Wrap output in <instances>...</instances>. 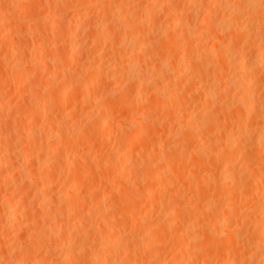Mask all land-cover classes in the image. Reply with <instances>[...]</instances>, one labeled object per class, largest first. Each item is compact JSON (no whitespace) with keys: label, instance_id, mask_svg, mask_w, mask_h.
I'll return each mask as SVG.
<instances>
[{"label":"rangeland","instance_id":"obj_1","mask_svg":"<svg viewBox=\"0 0 264 264\" xmlns=\"http://www.w3.org/2000/svg\"><path fill=\"white\" fill-rule=\"evenodd\" d=\"M54 1H55V3H51ZM153 1H156V2L158 1L157 5L155 7V11H156L155 13L156 14L151 13V9L145 8V7H147V5L150 2H152V0H150V1L149 0H44V2H43V0H0V18H2V19H0V22H1L0 23V74H1L0 75V77H1L0 78V110H1L0 111V131L1 132L0 133L3 134L2 136L0 134V141L3 142V143H0V146H2L5 142L7 147L9 145H11L12 148L14 147L13 149L10 150L11 154H9V157L7 156L8 159L6 158V160H4L5 162L3 161L2 163H0V165H1L0 166V179H2V180H0V239L4 235V237L0 240V245H1L0 246V264H102V263H104V264H107V263L108 264H117V263L118 264H137V263L138 264H159V263L166 264V263H168L169 264V261H171L170 264H175V262L176 261L178 262V260H180L182 257L184 259L180 260L178 262L179 264H180V262H181V264H244V263L255 264L256 262H257L256 264H258V262L260 264L261 253H262L261 248L262 247H259L260 249L257 248V250L255 249L257 252L258 251L260 252V255H259V253L257 254V252L254 254L255 250L253 248L248 249L247 250L248 253L245 254L244 251H246V250L243 248L244 246H242V245L249 244L251 242H256V241H258V238H259V240H263L261 242H264V238H263L264 235H262V234H264V232H263V230H261L262 226H264L263 225L264 214L262 215L263 218L261 217V214L264 211V160H263L264 159V156H263L264 153H262V151L264 149H261L262 151L260 150L262 155H259L258 158L256 155H254L255 158H254V156H251V158L253 157L255 160L254 159H248V158H250V156H248L249 152L247 153V151H251V150H249V147L253 143L256 144V142L251 143V141L249 139H251V138L257 139V135L259 137L264 136L263 135L264 125L262 126V123H264L263 122L264 117L263 118L260 117V119L262 121V122L261 121L259 122L260 124L258 123L259 120L257 119V118H259L260 113H261V115L264 114V109H262V108H264V101H263V97H264L263 81H264V79L262 80V78H264L263 77L264 72H262L264 70V66H260L258 68H257V66H255L254 68H253V66H251L252 67V68H250L252 70L250 72L251 74H248L246 77L245 73H243V74L241 73L242 70H240V71L237 70L238 69L237 64H238V62L240 63L242 61V58H244L243 60L245 62L248 61L247 63H249L250 61H251L250 63H252L253 60H251V59H254L257 61L261 58H262L261 60L264 62V59H263V57H264V53H263L264 43H263V45L261 44V46H259L260 41L258 39H256L254 36L255 35L254 30L257 29L259 23H262L260 20H263V18H264V15L262 13L263 11L260 13H255V14L253 12H251L252 14H254L255 17H257L256 14H258L257 18H254V16L250 13V11H246V13H245V10H247V6L245 5V3L247 1L249 2V0H246V2L244 0H232L233 2L229 0V2H227L228 4L230 2H232L233 5L239 3L240 7L245 6L244 7L245 9L243 8L244 9L243 11H242V8L240 9V7H238L236 5H235V7H238V10L235 9V7L232 6V3H230L231 5L230 4L228 5L226 3V1H228V0H223V2H219V0L217 2L216 0H214V1H216V2H214L216 5L213 3V0H210L211 3H213V4L210 3V5H209L206 3L208 5V7H207V5H205V6L202 5L203 2L201 4L200 1H202V0H200V1L199 0H190V1L188 0V1H186V3L183 0H181V3H180V0H177V1H174V0H172V1L171 0H169V1H167V0H163V1L162 0H153ZM191 1L192 2L194 1L193 2L194 4ZM159 2H161V4ZM263 2H264V0H263ZM187 3H189L190 6L185 5ZM225 3L227 5H225ZM241 3L244 5H242ZM47 4H49V5H47ZM62 4H64V5H62ZM181 4L184 6V8L182 7ZM199 4H201V5H199ZM219 4L221 6H219ZM222 4H224V6ZM172 5H173V7H172ZM212 5H215V6L213 7ZM54 6H56V7H54ZM62 6H66V10H63L65 7L61 9ZM75 6H78L79 8L78 7L75 8ZM198 6H200V7H198ZM209 6L212 8H210ZM228 6H230V7H228ZM133 7H137L138 9L133 8ZM190 7H192V8L189 9ZM143 8H145V9H143ZM180 8L182 9V11H180ZM207 8L209 10H207ZM230 8L233 10H231ZM211 9H212V11H211ZM234 9H235V11L237 10L238 12L234 13ZM239 9H240V11H242L241 15L239 14L240 13ZM61 10L66 15L67 19L68 18L72 19L73 24H71L72 22L69 23L68 21L66 22L64 20L60 21V18H61L60 12H62ZM145 10L146 11L149 10L150 13L145 12ZM209 11H210V14L213 15V19L216 18V20L213 21L212 16L210 15V17L213 21V22H209L210 23L209 29L210 28L213 29V32L211 29L210 33L215 35L214 31L216 30L215 32H218V34H219L221 31L218 27H220L221 24L223 25V21H224L225 27L224 26L223 27H224V31H225L224 33H226V34H224L222 32L223 34H221V36H220L216 33L217 35H215V38H211V37L208 38L210 35L208 37H205L206 35L203 37L199 35L200 34L199 32H201L202 29L205 28L203 20L206 21L207 18L204 15L208 16ZM124 12H129L131 14L130 17L132 19L131 18L127 19V20H130L129 22L127 20H124V21L131 23L132 26H130V24H127L129 27L126 25L122 26V24H124V23H122L123 20L121 19V15H123ZM153 12H154V10H153ZM171 12H173V13H171ZM181 12H182V15L184 14V16H181L180 17L181 20H179L180 19L179 16H180ZM89 13H91V15ZM203 13H205V14H203ZM243 13H245V14H243ZM111 14L116 18H114ZM229 14H230V16H229ZM232 15L233 16L235 15L236 17L235 16L232 17ZM182 17H184V18H182ZM203 17H205L206 19H204ZM238 17L240 20H238ZM253 18H254V22H255V20L258 21L257 23L255 22L257 25H254L255 23H251V22L248 23L249 21H252ZM258 18H260V20H258ZM118 19H120V20H118ZM241 19H242V23L240 24ZM115 20H116V22H115ZM121 20H122V22H120ZM225 20L227 23H225ZM93 21H95V22H93ZM200 21H202V22L200 23ZM45 22L47 23V25L45 24L44 29H43L42 23L44 24ZM119 22L121 23V29L119 28V26H120ZM141 22H142V24H141ZM233 22H235V23H233ZM5 23H7V24L5 25ZM177 23L181 24V26H180L181 28L175 27V25ZM205 23L207 24L208 22H205ZM213 23L215 24L216 27L219 24L217 28L214 26L216 29L213 28V25H214ZM230 23L232 24L231 26L233 28L235 25H237L236 23H238L239 27L241 25V27L244 28L243 30L246 29L247 31L246 30L242 31V32H244V34L243 35L239 34L240 37L241 36L243 37L245 34L248 37L245 36L246 38L245 37L240 38L239 35H236V34L231 35L232 32L227 31L228 28L230 30V27H231ZM143 24H144V26H143ZM158 24H159V26H158ZM242 24H244L246 27ZM250 24L252 25V29H251ZM70 25H72V26H70ZM92 25H94V26H92ZM96 25H97L98 30L95 29ZM105 25L108 28H106ZM67 26H69V27H67ZM253 26L256 28H253ZM182 27H183V29L188 28L189 30H195L198 34L196 37L199 38V36H200L201 38H199V39L196 38L194 40L192 38V37H194V35L192 37H189L191 35L187 34L190 41L189 42L180 41L181 39L185 40L187 38V36H185L186 34L181 35ZM241 27H240V30H241ZM58 28L61 30V32L64 33V34L62 33L63 35H61V32H57V31H59ZM67 28L69 30H67ZM115 28L118 30H116ZM170 28H172L171 31L169 30ZM101 29H103V32H104V30H106L108 32H104L105 35H103L104 33L102 32ZM176 29H177V32H175ZM217 29H218V31H217ZM225 29H227V30H225ZM10 30H11V33H10ZM99 30H101V32H102L101 37H103V36L104 37L101 38V40L100 39L96 40L97 39L96 36L98 34L101 35V33H97V32H99ZM119 30H120V32H123L125 35H122V33H120ZM121 30H124V31H121ZM252 30H253V33L251 36V34H249V33H251ZM55 31H56V34H55ZM173 31L175 33H178V36H176L173 33ZM144 32H145V34H144ZM8 33H10V35H12V37ZM16 33H17V35H16ZM96 33H97V35H96ZM107 33H108L109 37L107 36ZM228 33H230V36L228 35ZM53 34H54V36L52 37L51 35H53ZM140 34L142 35L143 38L141 37ZM182 34H184V33H182ZM44 35H45V37H44ZM46 35H47V37H46ZM58 35H60V36H58ZM64 35H65V38L63 37ZM145 35H146V37H145ZM213 35H211V36H213ZM179 36L180 37L184 36L186 38H184V37L180 38ZM233 36L234 37L236 36L235 39ZM1 37H2V39H1ZM59 37L60 38L63 37L65 41L63 39L60 40ZM94 37L96 38L95 39L96 41L95 40L93 41ZM173 37L174 38L178 37L179 39L174 40ZM7 38H9V39L11 38L12 40H9ZM40 38L42 39L41 41H40ZM74 38H75V40H74ZM113 38H115V39L118 38V39H117V41L116 40L114 41ZM133 38H135L136 41H134ZM190 38H192L193 40H191ZM102 39H104V41ZM218 39H220V40H218ZM244 39L247 41H245L243 44ZM251 39H254V40L252 41ZM161 40L162 41L164 40V41L162 42ZM177 40L179 41L178 42L179 44H177V43L174 44V42L175 41L177 42ZM204 40H205V42H204ZM235 40L237 41V43L235 42ZM55 41L56 42L58 41V42L56 43ZM72 41H74V42H72ZM170 41L173 43V45H171ZM258 41H259V44L257 43ZM43 42L47 43V45L43 46ZM151 42L153 43L155 48L153 47L152 50L149 49L150 51H147L148 54L147 53L143 54V55L141 54L142 55V57H141V55H139L140 52L137 53L136 51H138V49L144 48V47H142V45L145 46ZM217 42H219V43H217ZM239 42H240V45L242 43V45L244 47L241 45L242 48H240V46H238ZM246 42L249 45H247ZM251 42L258 44V47H257V45H254L257 47L254 49L253 43H251ZM40 43L43 46V48L40 46L42 49L37 48L35 45V44L38 45ZM78 43H79V45H78ZM137 43L140 45H138ZM180 43H181V45H180ZM188 43L190 44V46ZM214 43L218 44V45L220 44V45L219 46L214 45ZM229 43H230V45H229ZM250 43H251V45H250ZM56 44H58V45H56ZM64 44H66L68 46H66ZM164 44L169 45L171 47V49L174 48V50L173 49L171 50L170 47H167ZM235 44L238 47H235ZM118 45L120 46V48L118 47ZM158 45H160V46L158 47ZM184 45L187 48H185ZM191 45H192V47H191ZM213 45L215 46V50L217 48L216 51H218V47H220L219 49H221V48L224 49V50H221L218 52H220L219 54L222 53L221 54L223 57L222 60L224 61L223 63L225 64L224 66L226 68H224V66L222 65L223 64L222 61H220V63H222V64L217 63L220 60V57L214 56V57L210 58L209 55H211V53L214 51ZM12 46H13V49H12ZM121 46H122V49H121ZM176 46H178L177 47L178 50H177ZM199 46H201V47H199ZM249 46H251V48ZM25 47H27V48L23 49ZM114 47H116V48H114ZM211 47H213V48H211ZM64 48H66V49H64ZM80 48H82V50ZM135 48H136V51L134 50ZM229 48H231V49H229ZM238 48H240V49H238ZM258 48H260V50H258L259 54H257ZM156 49H158V51ZM242 49H245V50H242ZM169 50H171L172 52H170ZM204 50H206V51H204ZM235 50H237L238 52L237 53L234 52ZM254 50H256V51H254ZM144 51H146V50H144ZM177 51H180V52L177 53ZM216 51H214L213 53H216ZM226 51H228V53ZM62 52H63V54L61 56ZM134 52H135V54H134ZM157 52H161V53H157ZM168 52L170 55L167 54ZM202 52L204 55H201ZM218 52L216 54L212 53L211 56L218 55ZM231 52H234V53H231ZM20 53L23 55H21ZM223 53H224V56H223ZM68 54L70 57L68 56ZM118 54H120V55H118ZM160 54H162V55H160ZM171 54H172V56H171ZM261 54H263V56ZM150 55H151V57H150ZM155 55H157V56H155ZM193 55H195V57L197 59ZM234 55H236L238 57L234 58ZM241 55H244V56H242V58H241ZM247 55L248 56L250 55V56L248 57ZM96 56H98V57H96ZM159 56H161V57H159ZM206 56H207V58L212 59L211 60L212 62L211 63L209 62L212 66H210V64L208 65L206 63V62L210 61L209 59L206 58ZM225 56H227V57L225 58ZM251 56H253V57H251ZM255 56L258 57L259 59L256 58ZM62 57H64V58H62ZM95 57H96V59H95ZM204 57H205V59H207L206 61L202 60ZM97 58H99V59H97ZM123 58H125V60ZM216 58H218L217 62L215 60ZM156 59H158V60H156ZM95 60H97L96 61L97 63L95 62ZM132 60H135V61H132ZM174 60H176L177 63ZM201 60L207 64V65L205 63L203 64L206 66L205 69H203L204 67H203V65H201L202 62L200 63ZM225 60H226V62H225ZM230 60H231V62H230ZM237 60H238V62H237ZM261 60H259V61H261ZM19 61L20 62L22 61L20 65H25V64H28L27 62H29L28 70H26V71L17 70L15 65H18ZM128 61H129V63H128ZM142 61H144V62H142ZM146 61L148 62V64ZM42 62H44V63H42ZM91 62H93L94 65H92ZM136 62H137V65H136ZM184 62H186V63H184ZM213 62H214V64H213ZM215 62L218 65L217 64L215 65ZM48 63H50V64H48ZM125 63L127 65L131 64L130 65L131 68H129V71H128V67ZM234 63H235V66L233 65ZM36 64H37V66H36ZM39 64H40V66H39ZM124 64L126 65V67ZM85 65H86V67H85ZM140 65H141V69H139ZM213 65H215V66H213ZM219 65H220V67H219ZM92 66H95L96 68L99 67L100 73L98 72V70L96 71V69L92 70L91 69ZM132 66H133V68H132ZM142 66L144 67L145 71L142 70L143 69ZM156 66H157V68H156ZM208 66L211 67V68L209 67V69H210L209 71L207 68ZM216 66H218V67H216ZM42 67H44V69ZM83 67L85 68V71L87 68L90 71L92 70V72H90V71H89L90 73H88V71L85 72ZM195 67H196V69H197V67L200 69V70L197 69V70H199V73H198L199 77L201 76L199 79H196L198 77V75L196 76V73L198 71L195 69ZM37 68H39V69H37ZM116 68H118V69H116ZM125 68H126V70H125ZM134 68L136 69L137 74L141 75V72L144 73L142 75L147 74L145 76L146 80L143 79L144 81H142V79H141L142 82L140 80H137V77H136L137 74L134 73L135 72ZM155 68H156V72L154 71ZM172 68H174L175 70ZM255 68H257L258 70L260 69L259 70V71H261L260 74L263 73L262 75H260L261 78L258 77L259 75H258L257 71L255 70ZM261 68H263V70H261ZM79 69H81V70L79 71ZM137 69H138V71H137ZM103 70H104L103 75L105 77L103 75H100ZM185 70H187V71H185ZM215 70H218V71L220 70V71H219V73L214 72V74H213L212 72ZM221 70H222V72H221ZM42 71H44V72H42ZM203 71L205 74L201 75ZM205 71H207V72H205ZM105 72H106V75H105ZM114 72H118V73H114ZM131 72L133 74H131ZM166 72H167V74H166ZM253 72H255V73H253ZM63 73H65V74L63 75ZM256 73H257V75H256ZM68 74H69V77L72 76L71 77L72 79H70L67 76ZM220 74L222 75V77L221 76L219 77ZM76 75H78V76H76ZM122 75H124V76L126 75V76L124 77ZM127 75H128V77H127ZM148 75H150V76H148ZM153 75H155V76H153ZM160 75H162V76L160 77ZM191 75H193L195 77L196 82L194 81L193 77L191 78ZM238 75H241V76H238ZM251 75L256 76V77H251ZM80 76H81V80L78 81L77 80L78 78H77L76 79L77 81H76L75 78L80 77ZM167 76H168V78H167ZM202 76H204V77H202ZM217 77H219V78H217ZM241 77H243V78H241ZM66 78H68V79H66ZM89 78L91 79V82H90V80H87ZM181 78L182 79L185 78L183 83H182ZM226 78L228 81L231 80V78H233L232 80H234L235 78L236 79L238 78V81L240 80V82L237 83L236 79H235L234 84L233 83L231 84L226 80ZM247 78H251V80H253L252 78H254V79L256 78V80H257V78H259L261 80H258L257 81L258 83H257L256 80L251 81L250 79H247ZM73 79H74V81H73ZM135 79L137 80V82L134 81ZM246 79L250 80L252 82L251 85H249V86H252V87H250L252 92L247 91V90H250L249 86H248L249 89H244V87L242 86L243 85L242 82L247 81ZM132 80L136 83H134ZM187 80H189V82L185 83ZM197 80H198V82H197ZM232 80H231V82H233ZM253 82H254V84L255 83L257 85L259 84V86L261 85L260 83H262V87L261 86L260 87L255 86L256 84L253 85ZM178 83H180L179 85L183 86V87L180 88ZM219 83H221V85ZM235 83L237 85L239 83H241V84H239L237 86ZM192 84H193V86H192ZM225 84H226V86H225ZM228 84H231V86ZM33 85H34V87H33ZM234 85H235V88H234ZM30 86H31V88L33 87V89H31V91H29ZM138 86H140V87H138ZM156 86H158V87H156ZM166 86H167V88H166ZM176 86H178L179 88H177ZM37 87H39V88H37ZM149 87H151V88H149ZM231 87H232L233 92L231 91ZM239 87H241L245 91H242L241 89H239ZM258 87H259V90H257ZM21 88H23V89H21ZM60 88L61 89L63 88V89L61 90ZM195 88L197 90H200V91H197ZM260 88H262V89L260 90ZM26 89L29 91V93H27L28 91ZM74 89H76L77 91ZM127 89L129 92L127 91ZM235 89L237 90L238 93L236 92ZM23 90H25V91H23ZM140 90H141V92H140ZM142 90H143V92H142ZM156 90H157L158 94H160V97L157 96L158 95L157 93H156L157 95L154 94L156 92ZM168 90H170V91H168ZM178 90H181V91H178ZM55 91H57V92H55ZM150 91H152V92H150ZM227 91L228 92L230 91V93H228ZM75 92H77V93L75 94ZM220 92H222L223 94L222 93L220 94ZM246 92H250L251 94L255 93L254 97H257V100H255L253 102L254 104L250 101L249 105H251V103H252L253 106H255V108H256L258 106V102H259V109L258 110H260V108H261L260 113H258V112H257V114L252 113L253 116L255 117V119L251 116V113L247 114V115H249L248 118H246L247 115H245V114L239 115V113L241 112V111L239 112L240 108H238V106H236L234 104L232 106L229 105L230 102L232 104V102H234V101H236L235 103H238V101H239V103H241L242 102V101H240V99L242 98L241 96L245 95ZM256 92H257L258 96H257ZM33 93H34V95H33ZM51 93H52V96H54V97L51 96ZM56 93H58L61 97L59 96L60 97L59 98L58 95H56ZM62 94H64V95H62ZM72 94H75V95H72ZM226 94H228V95L226 96ZM236 94H238V95H236ZM215 95H217V96H215ZM25 96H27L28 98ZM164 96H166V97H164ZM209 96H215L216 98H219V100L218 99L215 100V97H209ZM234 96L239 98V99H236ZM231 97H232V99H230ZM19 98L20 99L22 98L21 99L22 101ZM48 98L52 99V101L54 102L53 103L54 105H52V102H51V106H54V108H52L50 106V104L48 105L50 107V110L52 109L51 112H48L49 107L46 108L47 106L44 107V105H43L44 109L42 108V106L40 107V105L43 104L42 100L44 101V99H45L47 101ZM107 98H109V99H107ZM165 98H167V100H165ZM227 98H229V100ZM59 99L61 100L60 102L59 101H57L58 103L55 102V100H59ZM176 99H178V100H176ZM26 100H27V102L24 103L23 101H26ZM105 100H106V102H105ZM121 100L123 101V103ZM191 100H192V102H191ZM206 100H208V101L206 102ZM89 101L91 104L89 103ZM94 101H95V103H94ZM114 101H115V103H114ZM124 101H127V102H124ZM172 101H173V103H172ZM178 101H180V104ZM211 101H213L214 103ZM217 101L219 102L218 103L219 105L217 104ZM130 102H131L132 106H130ZM215 102H216V104H215ZM223 102H225V103H223ZM73 103H74V105H73ZM38 104H39V106H38ZM211 104H214L215 106L216 105L220 106L222 104L220 107H224L225 105H229L230 107L225 106V109H221V112H220V110H219L220 108H218L216 106L218 108V110H217V108L214 105L212 106ZM255 104H257V105H255ZM95 105L97 107H95ZM149 105H150V107H149ZM58 106H60V107H58ZM210 106H212L213 108H211ZM155 107H158V109H156V111H155ZM226 107H228V108H226ZM37 108L40 110H38ZM58 108H60V109L58 110ZM72 108L74 109V111ZM150 108L153 109V112H152V110H150ZM210 108L212 111L210 110ZM3 109H4V111H2ZM34 109L36 110L35 111L36 113L38 111L37 115L33 111ZM187 109H188V111H187ZM214 109L217 110L216 113L218 112L219 114L218 113L213 114V111L215 112ZM208 110H209V112H208ZM232 111H233V113H234V111H236L238 114H236V112H235V114H233ZM200 112H201V114H199ZM60 114L62 117L60 116ZM205 114H206V116H205ZM8 115H10V116H8ZM165 115H166V117H165ZM197 115H199L200 117H198ZM201 115L205 116V117H208L209 115L213 116L211 118H213L214 122H216V123H217V121L215 119L217 118V120H219V117H220L221 119L218 121V123L221 124V126L219 127V124H216L217 125V128H216L215 126H213L214 123H210V124H208V126H210V127H208L207 125L204 127L203 123H202V120L204 118L202 117L203 118L202 119ZM109 116H110V118H109ZM142 116H145V117H142ZM193 116L195 117L196 120L194 119ZM214 116H215V118H214ZM232 116L236 117V118L238 116H240L241 118L242 117L245 118V119L243 118V121L241 119V121L243 122V125L246 126V128L242 126V128L244 129L243 132L245 131L244 133H242V130L240 131L241 125H238L241 122L239 120L240 117H238L237 118L238 120L236 121V119L233 118ZM188 117H190V118H188ZM191 117H192V119H191ZM225 117H226V120L228 119L230 121L229 122L227 120L229 123L225 120ZM22 118L25 120L21 121ZM251 118L254 120H257V123H255V121H254V123L249 122L250 121L249 119H251ZM10 119H12L11 121L13 124L11 123ZM102 119L105 121V123H103ZM197 119L200 120V122ZM233 119H234V121H233ZM192 120L194 121V123L191 122ZM232 121L234 123H232ZM195 122H197V123H195ZM242 122H241V124H242ZM35 123H37V124H35ZM222 123H224V124H222ZM249 123L253 124V125L249 126ZM31 124H32V126H31ZM72 124L75 126H73ZM100 124H102V125H100ZM235 124H237L238 126H236ZM245 124H247V125H245ZM1 125H4V126H1ZM9 125H11V128ZM26 125H27V127H26ZM33 125H34V128H33ZM47 125H49L48 128H50V129L47 128ZM119 125H120V127H118ZM148 125H149V127H148ZM185 125H187L188 127H191L192 131H190V129L187 128L188 132H187V130L184 132V130H185L184 126ZM126 126H127V128H126ZM21 127L25 128V129L23 130ZM30 127H32V128H30ZM56 127H58V129ZM198 127H200V128H198ZM259 127H261L262 129L261 128L259 129ZM16 128H17V130H15ZM128 128H129V130H128ZM254 128L256 129V133L254 131L255 130ZM9 129H11L12 131L15 130V131H13V133H15V132L17 133V134L16 133L13 134L12 138H10V135H9L12 131H10ZM18 129L22 130V131L20 130L21 134L19 133L20 131H18ZM35 129H37V130H35ZM140 129H141V131L137 133V131H139ZM143 129H145V130H143ZM207 129H209V130H207ZM237 129H239V130H237ZM246 129L250 130L249 133H248V131H246ZM47 130H48V132H47ZM70 130H72L71 133H70ZM94 130L96 132H94ZM133 130L134 131L137 130V131L134 132ZM205 130H207V131H205ZM259 130H261L263 133ZM4 131H6V132H4ZM8 131H10V132H8ZM34 131H37L35 133L36 135L34 134ZM60 131H62L63 133ZM128 131H130V132H128ZM151 131H155V132H151ZM141 132H144V133H142V136H141ZM213 132H214V134H213ZM215 132L216 133L219 132V135L216 134ZM260 132L262 134H259ZM22 133L23 134L26 133V136H23ZM59 133H61V135L63 134V136L59 135ZM76 133L78 134V136ZM245 133L249 134L251 136V138H249L250 136H248ZM254 133H255V137L252 136V134H254ZM18 134H20V135H18ZM72 134L75 135L73 138L71 137ZM134 134H135V136H134ZM144 134L145 135L147 134V135L143 136ZM189 134H191L190 135L191 138L192 137L195 138L194 140L198 144L200 143L198 145V146H201L200 149H199V147L197 148V143H194L193 139L187 138V137H189L188 136ZM239 134L242 136H240ZM41 135L44 136L45 139H42ZM68 135L73 140L69 139ZM175 135H176V137H175ZM211 135L214 136L213 139H212ZM7 136H8V139L6 138ZM37 136H39V138H37ZM56 136H58L59 138ZM118 136L120 139L117 138ZM181 136H183V137H181ZM235 136H238V137H236L238 139V141H240L241 137H242V139H244V140L240 141V143L242 142L241 143L242 147H241V144L239 142H237V139H235ZM244 136H245V138H244ZM27 137L29 139H27ZM30 137H31V139H30ZM48 137L50 140L48 139ZM61 137H63V138L61 139V143H60L59 140ZM1 138H2V140H1ZM4 138H6L7 141ZM78 138L80 141L78 140ZM142 138L144 140H142ZM186 138H187V142L189 141V143L186 142V140H185ZM226 138H227V140L230 139L231 141L235 142V143L232 142L233 145L231 144V146L233 148H231V149L228 148L229 150L227 149L226 146H224V140H226ZM26 139L29 140V142H30L29 145L31 147H32L31 144H33V145H35L34 147L38 146L37 148H39V150L37 148H32V149L27 148L32 153V154H30L31 156H30V158H28V160L24 156V152L27 150V149L25 150V148H26L25 146L28 145V143L26 142L27 141ZM46 139L49 142L48 144H47V142H45ZM182 139L184 140V143H183ZM208 139L211 142L210 141L208 142ZM32 140H34V141H32ZM41 140H43V141H41ZM63 140H64V142H62ZM136 140L137 141L140 140V142L138 141L139 142L138 143V142H136ZM214 140H215V142H213L214 147H216V143H218V142L221 143V140H222V143H221L222 145H220L218 143L216 148L211 149V146H209V145H211L210 143H212V141H214ZM56 141L59 142L58 144L62 145L63 148H62V146L59 147L58 144L54 145V143H56ZM66 141L67 142L69 141V142L67 143ZM77 141H79L78 144H77ZM40 142H43L44 145ZM52 142H54V143H52ZM177 142H179V143L177 144ZM192 142L194 144H196V147H194V144ZM207 142H208V144H207ZM62 143H64V144H62ZM238 143L240 145L236 146V144H238ZM191 144H193V147ZM40 145L43 146L41 148V150H40ZM124 145H127V146H124ZM50 146L53 148H51ZM185 146H187V148H185ZM245 146H246V148H245ZM257 146L255 145L254 147H257ZM126 147H127V150H126ZM252 147L253 146H251V148ZM258 147L257 148L260 149L263 146L259 145ZM2 148H3V146L0 148L1 151L4 150V148H6V147H4L3 149ZM9 148H11V147L9 146ZM191 148L194 151H196V153L193 152ZM23 149H24V151H23ZM179 149H180V152H179ZM221 149H223V150H221ZM236 149L239 152H237ZM32 150H33V152H32ZM240 150H241V152H240ZM15 151H18V152H15ZM41 151H43V152H41ZM224 151H225V153H224ZM232 151H234V152L236 151L235 154L232 153ZM253 151L257 152L255 150H252V152ZM198 152H199V155L197 154ZM200 152H203V153L200 154ZM244 152H245V154H248V155H243ZM258 152H259V150H258ZM17 153H18V155H17ZM47 153H48V155H47ZM13 154H15L14 157H13ZM20 154H22V155H20ZM44 154H46V156H48V157H46ZM111 154H115V157L111 158L110 157ZM116 154H117V156H116ZM225 154H227V155H225ZM35 155H36V157H35ZM145 155H147V156H145ZM166 155H169V156H166ZM222 155H225V158L221 157ZM32 156H34V157L32 158ZM37 156H40L41 158L37 157ZM159 156L160 157L162 156V157L160 158ZM245 156H247L246 160L244 158ZM42 157L46 161L48 160L49 161L48 166L51 165V167H53L54 169H52L51 167H48L46 165V163H44L46 161ZM120 157H122V159H120ZM197 157H198V159H197ZM213 157H215V159H213ZM219 157H220V159H219ZM260 157L262 160L259 161V164H258L257 163L258 161H256V158L259 160ZM22 158H23V160H22ZM51 158H54V159H51ZM203 158L205 159L204 161H203ZM229 158H231V159L229 160ZM33 159H34V161H33ZM40 159H41V161H40ZM179 159L180 160L183 159V161H179ZM115 160H117V161H115ZM151 160H152V162H151ZM199 160H201V161H199ZM216 160H218L220 163ZM253 160H254V162L256 161L257 164L256 163L254 164V162H253L251 165L250 162H252ZM112 161L116 165L113 164ZM43 163H44V165H43ZM52 163L54 165H56V168ZM248 163H250V164H248ZM37 164H38V166H37ZM67 164L70 166L69 167L66 166ZM71 164H72V166H71ZM139 164H140V166H139ZM194 164L196 167L194 166ZM9 165L11 167H13V169H11L12 171L10 169L6 170V169H8ZM25 165H27L28 167ZM45 165L47 166V168L45 167L46 168L45 172L42 170L38 171L39 168L42 169V167L44 168ZM75 165H77V166H75ZM246 165L249 167L247 168ZM57 166H59V167L57 168ZM60 167L61 168H67L68 167L69 169L71 167V169H70L71 171L68 168H67V170H65V169L61 170ZM148 167H151V168H148ZM254 167H258V169L257 168L254 169ZM251 169H252V171H251ZM256 169L259 172L258 174H256L257 172H254V171H256ZM2 170H4V171H2ZM33 170L38 171V176H39L40 172H44L45 176H47L46 179L48 180V178H50V180H48L49 182L45 181L46 179L42 175V177H43L42 179H41V177L37 178V179H40L41 182H38V180H36V178H35L36 181H34L33 185L29 186L30 184L26 183L23 179L26 178V176H28V178H30V177L32 178V175H34V174H32ZM46 170L49 171V173L46 172ZM52 170H54V171H52ZM75 170H77V171H75ZM175 170H178V171H175ZM249 170H250V172H249ZM66 171H67V173H66ZM68 171H70L71 173H69ZM86 171H87V173H86ZM233 171H235V173ZM20 172L21 173L23 172V174H21ZM80 172H82V173H80ZM198 172H199V174H198ZM140 173H142V174L140 175ZM149 173L150 174L152 173L151 174L152 177L149 175ZM156 173H161V176H154V175H156ZM246 173H248V174L250 173V175L248 176V174H246ZM54 174H55V176H53ZM204 174H205V178H203ZM231 174L233 175L232 177H234L237 182L233 181L235 179H233L231 177ZM245 174H246V176H245ZM252 174H254L253 177H252ZM75 175H78V177L76 178ZM138 175H140V176L138 177ZM217 175L218 176L220 175V176L218 177ZM239 175H240V177H239ZM255 175H257L256 178L254 177ZM15 176L17 178H15ZM170 176H171V178H170ZM172 176L174 177V179L172 178ZM206 176H209L210 178L209 177L207 178ZM11 177L14 180L11 179ZM94 177H96V178H94ZM165 177H167L169 179H167ZM217 177L219 179H217ZM241 177H244L243 179H245V177H246V180H243ZM33 178H34V176H33ZM136 178H137V180H136ZM160 178H161V180H159ZM175 178H177V179H175ZM251 178L254 180H252ZM18 179L20 181H18ZM69 179H70V181H68ZM75 179H76V181H75ZM77 179L79 182L82 181L83 183L80 182V184H79ZM147 179L149 181H153L152 183L154 186L151 185V182L149 183V181ZM154 179H156L155 183H154ZM212 179L214 180V182L220 181V183L218 182L215 184ZM223 179H224V181H223ZM228 179L230 182L228 181ZM248 179H251V180H248ZM8 181H9V183H8ZM73 181H74V184L72 183ZM240 181L246 182L245 185L243 183H241L244 185L243 187L246 188L245 190L243 189V187H242V189L240 188V186H242L240 184ZM42 182L43 183L45 182V183L41 184ZM234 182H235V184L237 183L236 185H238V187L236 186L235 189L237 191L236 195H238V191H239V196L241 195L239 198H238V196L234 195L235 194ZM248 182L249 183L251 182L250 185L247 184ZM145 183L147 184V186ZM221 183H223V185ZM258 183H259V185H258ZM34 184L37 185V187L34 186ZM224 184H226V185H224ZM70 185H73V186L75 185L76 188H70L71 187ZM84 185H85V187H84ZM257 185L260 186V188H258ZM23 186H24V189H22ZM134 186H136V187H134ZM162 186L163 187L166 186L167 188L165 187V189H163ZM218 186L220 188H218ZM255 187H256V190H255ZM1 188H2V190H1ZM45 188H47V190ZM69 188L75 189L76 191L78 190L77 192L74 190V193H77V194L73 193V197L75 199L73 197H71L72 195L69 196V197H71V199L73 198L72 200H75L77 202L72 201L69 197H68V199H69V202H71V204L68 202L67 198H66L67 200H65V197H67V195L69 194V191H70ZM81 188H82V190H80ZM251 188L254 190H252ZM93 189H94V191H93ZM240 189H241V192H240ZM250 189L253 192L252 191L246 192V190H250ZM43 190H45L46 193ZM227 190H230V191L227 192ZM36 191L39 192V193H36L37 195L39 194L38 198H37V195L35 194ZM140 191H143V193L142 192L140 193ZM145 191H146V195H144ZM147 191H149V192H147ZM205 191H208L207 192L208 195H207V193H205ZM1 192H3V193H1ZM231 192H233L234 194H232ZM66 193H68V194H66ZM136 193H138V194H136ZM209 193L211 196L209 195ZM3 194H6V195H3ZM41 194H44L43 195L44 197L41 196ZM50 195H53L55 198H57L55 200L56 202L59 201V199L62 198V196H63V199H62V201L60 200V203L55 204L56 202L53 199L54 197L50 196ZM57 195L60 197H58ZM135 195H136L137 199L140 198L139 197L140 195L141 196L144 195V196L142 198H140L139 200H137V199H135L136 198ZM202 195L203 196L206 195L208 197L203 198ZM233 195L238 198L236 204L239 207H236V209H237L236 212L240 210L241 215L239 212V215H240L239 216L238 212H237V215L235 216V219L232 222L233 219L230 221V219L228 217H230V215H232V214H236V212L232 213V211H234L233 208H235V207H233L231 209L232 210L231 211L227 207H225V204L229 203L228 201H231ZM253 195H254V197H253ZM256 195H257V197H255ZM13 196L15 198H13ZM123 196H126V197H123ZM146 196H147V198H146ZM200 196H201V198H203L205 200L202 199L203 201H200ZM25 197L28 199L25 200ZM129 197H131V199ZM132 198H133V200H135V201L137 200V201L133 202ZM144 198H146V199H144ZM195 198H197L196 201H194ZM229 198H230V200H229ZM50 199H51V202L49 201ZM216 199H217V202L223 203L222 206H220V204L215 206L216 208L218 206H220L219 208H217L219 210L218 212L216 211L217 210L216 208H215V210H212V208L214 209V205L211 206L208 204V201L212 200V202L213 201L215 202ZM240 199H241V201H240ZM44 200H47V202ZM235 200H236V198H235ZM32 201H33V203H32ZM52 201H53V203H52ZM131 201L134 204L137 203L135 205H138L137 206L138 208L135 207V205L133 203H131ZM199 201H200V203H203V205H202L203 210H201L202 208H200L201 206L199 204ZM205 201H206V205L204 203ZM66 202L72 206H69V204H67ZM61 203H66L68 206L65 204H63V206H62ZM129 203H130V205L131 204L134 205V206L131 205L133 207V209L129 207V205H128ZM173 203H175V204H173ZM197 203L199 205H196ZM74 204L76 207H74ZM182 204H183V206H181ZM207 204L209 207L207 206ZM125 205H128V206H125ZM194 205L196 206L197 210L194 208ZM237 205H235V206H237ZM57 206H60V207L62 206V207L60 208ZM172 206L174 208L180 207V209L182 207L187 209V207L189 206L188 212H190V213L187 212V214H188V216L191 217L190 220L196 222V225H194L192 227V224L189 225L192 221H189L188 223H186V225L184 224V225L177 226V224L174 221V219H176V217L174 218V216L180 215V213L183 210L179 211L180 213H178V214H177L178 211L177 212L175 211L174 213H172V210H173ZM205 206H206V208H205ZM232 206H234V205H232ZM63 207L65 208L63 210L64 212L62 211ZM67 207H68V209H67ZM223 207L225 209H223ZM228 207L230 208V206H228ZM58 208H60V209H58ZM72 208H74V209H72ZM208 208H210V212H209ZM126 209L129 211H127ZM193 209H195V210H193ZM57 210H59V211H57ZM191 210H193V213L191 212ZM222 210H223V212H222ZM228 210H229V212H228ZM260 211H262V212H260ZM54 212L57 214H59L61 212L62 215L60 213L58 216H56V215H54ZM200 212H201V216H200ZM227 213H229V214L227 215ZM122 214H125V215L127 214L128 216L122 217L123 216ZM166 214H168V216H166ZM172 214H173V216H172ZM183 214L184 213H181V215H183ZM258 214L260 216H258ZM54 216L56 217L55 221L57 223L59 222V219H63V216L65 217L64 221L61 220V222L58 223V225L60 223L61 224L64 223L63 224L64 225V227H63L64 232L62 229L59 230L60 229L59 227L58 228L55 227L54 230L57 229L56 231L58 233V234H56V232L54 230H52L50 227H48V228H50L52 231H50V229H48L46 227L47 225L50 226V224L53 225V223L54 224L56 223L54 221L55 218H53ZM183 216H185V215H183ZM10 217L12 219H10ZM58 217H60V218L58 219ZM78 217H81V218H78ZM125 217H128V219ZM169 217H170V219H169ZM239 217H241V218H239ZM251 217L253 220H256V218H254V217H259V219H257L259 221H257V220L252 221V219L249 220V218H251ZM119 218H120V220H119ZM215 218H217V219H215ZM218 218L220 219V221ZM9 219L12 221H10ZM40 219H42V220H40ZM165 219H167L168 221L170 220L172 222H170V221L168 222ZM213 219H215V220L213 221ZM236 219H238V220H236ZM239 219L241 221H239ZM14 220H15L14 223H17L19 221L18 224H14L15 227H13V224H12ZM66 220L68 222H66ZM75 220L79 222V226H77V230L74 227L72 228L71 226H69L70 225L69 223H71V221H75ZM201 220L203 222H204V220H206V221L203 223ZM260 220L262 221L260 223L261 226H259V224H258L260 222ZM4 221H5V223H4ZM41 221H43V222H41ZM45 221L47 223H45ZM52 221H54V222H52ZM103 221H105L107 223L106 224L107 227L109 226L107 228V231L101 229L104 231V234L106 232V234H105L106 236H104L103 232L101 230H99L101 228V225H99V224L105 223ZM127 221H128V223H127ZM164 221H166L165 225H161V224H164ZM212 221H213V223L216 222L217 224L211 223ZM246 221H248V225L246 226V228H243V229H245L243 231L241 223H245ZM161 222H163V223H161ZM197 222H199V223H197ZM231 222L233 224L235 222L238 223V224L236 223L234 226L232 224L231 228H235L236 229L235 231L240 233L238 235V237L239 236L243 237V238L239 237L240 239L238 237H236L239 239V242H238V240L236 241V239L232 240V238L231 239L227 238L226 235L224 236V234L222 236V232L218 233L219 231H224L227 229V227H230L229 224ZM250 222H252V223H250ZM254 222H257V223H254ZM132 223H134V224H132ZM41 224H44V225H41ZM67 224H69V225H67ZM249 224H250V226H249ZM37 225H38V227H37ZM240 225H241V227H240ZM251 225H252V227H251ZM136 226H137V228L139 227L138 230L135 228ZM172 226H175V227H172ZM176 226L178 228H176ZM256 226L261 227V228L258 227L260 232ZM12 227H13V229L14 228H16V229L15 230L10 229ZM96 227H97V229H96ZM171 227H172V229H171ZM197 227L198 228L201 227V228L198 229ZM45 228H47L46 231L48 230V232L49 231L54 232V233H50V232L48 233V235L52 234L51 235V236H53L52 238L50 235L49 236L46 235V231H44V235H46V236L43 235V230H45ZM173 228H176V229H173ZM180 228H181V230H180ZM252 228H254V229H252ZM3 229L7 230V232H6L7 235L5 233L6 230L3 231ZM255 229L257 230V233H258L257 235H256V232L254 233ZM94 230H96V231H94ZM97 230L99 232H97ZM136 230L138 232H136ZM171 230H173V231H171ZM188 230H189V232H188ZM198 230H201V231H198ZM212 231H215V235H214V232H212ZM33 232L34 233L36 232V233L34 234ZM59 232H60V234H59ZM110 232L113 234H111ZM160 232H163V234ZM181 232H182V235H181ZM190 232H192V234ZM197 232H198V234H197ZM202 232H204L203 235H205L206 233L208 235H209V233L210 234L212 233V235H214V237L212 238L210 235V238H212V240H210L209 236H207L208 237V239H207V237L204 238L202 235L201 236L202 238H201L200 234ZM98 233H99V235H96ZM100 233H102L103 236H102V234L100 235ZM179 233H180V235H179ZM1 234H2V236H1ZM8 234H10V235H8ZM29 234H31V235H29ZM53 234L54 235L56 234V235L54 236ZM157 234L158 235L160 234L161 236H163L164 241H163V237L161 238L160 235L158 236ZM220 234L222 237H220V239H219ZM58 235H60V237ZM183 235H184V238H183ZM260 235H262V236L259 237ZM5 236H7L8 238ZM26 236H27V238H26ZM29 236H31V237H29ZM41 236H42L41 241L43 239H47L46 237H49V239H47L46 241L49 240V242H51V243L49 244V242L48 243L44 242L45 243L44 244L40 241V244L42 243V246H43L42 247L39 244L42 247L40 250L38 249V248H40L39 245H37L36 247H32L33 246L32 243L34 241H31V240H34V238H35L36 242H39L37 240ZM94 236L96 238L97 237H100V238H97L98 239L97 240ZM155 236H156V238H155ZM181 236H182V238H181ZM188 236H190V237L194 236L193 239L191 240V242H190ZM215 236L217 237V239H215L216 238ZM255 236H257V237H255ZM175 237H177V238H175ZM197 237H199V238H197ZM63 238H65V239H63ZM88 238H89V240H88ZM153 238L156 240H153ZM160 238H161V242L158 241V240H160ZM222 238L224 240L223 242L221 241ZM252 238H254V240ZM100 239H102V240H100ZM2 240H4V241H2ZM82 240H84V241H82ZM143 240H145V241H143ZM179 240H181L182 242H180ZM193 240L196 241L197 243L201 242V243H199L198 246H202V249L199 247H197V248H199V249H197L196 248L197 244ZM198 240H199V242H198ZM204 240H205V243L208 244V246L211 243V247L213 246L214 248H216L218 250V252L215 249H211L209 252H207V249H209L210 246L207 247L205 244L202 245ZM230 240H231V242H229ZM87 241H89L88 244H87ZM137 241L139 242V246H136L137 245L136 243H138ZM140 241H142V242H140ZM175 241L178 244H176ZM208 241H210V243H208ZM217 241H218V243H217ZM243 241H245V242H243ZM246 241L248 243H246ZM146 242L151 243V244L154 242L152 245L149 244V246H151L153 248H151V247L148 249H147V247L145 248L144 246L147 245ZM185 242H188V243H185ZM226 242L229 246L227 244H225ZM232 242H234V244L231 245ZM20 243L22 246L20 245ZM190 243L192 245H194L193 243H195L196 245H194V246H192V248H190V246H187ZM28 244H29V246H28ZM89 244L91 246L88 248ZM140 244H141V246H140ZM216 244H217V246H215ZM26 245L28 246V248L26 247ZM125 245L127 246V248H125L126 247ZM218 245H220L221 248H219ZM130 246L132 248L135 247L133 250H136V247H138L137 249L139 250V252H138V250H136V253L138 252L140 255L137 253L138 257L136 254L134 256L135 259H133L134 257H132V259L127 257L129 249H131ZM232 246H233V249L235 251L232 250V248H231ZM70 247L71 248L73 247V248L71 249ZM140 247H141V249H140ZM194 248H195V250H198V251H193ZM33 249H35V250H33ZM68 249L70 250V253L72 252L71 255L68 254L69 253ZM243 249H244V251H243ZM181 250H183V251H181ZM188 250H190V251L188 252ZM241 250H242V252H241ZM30 251H31V253H30ZM109 251H111V252H109ZM76 252H78V254ZM195 252H197V253H195ZM210 252H212L214 254H212ZM215 252H217V253H215ZM234 252H236V253H234ZM243 252H244V254H243ZM64 253H66V254H64ZM79 253L81 255H79ZM208 253H210V254H208ZM72 255L74 258L72 257ZM182 255H184V256H182ZM235 255H237V256H235ZM246 255H247V257H246ZM256 255H259L260 259H259V256L257 258ZM68 257H69V260L67 259ZM70 257L72 259H74V261H72L70 259ZM75 257H77V258L75 259ZM106 257H109L110 259H108ZM209 257H210V260H209ZM253 257H255V258H253ZM14 258H16V259H14ZM18 258H20V259H18ZM62 259H64V260H62ZM257 259H259V260L257 261ZM77 260H79V261H77ZM100 261H103V262H100ZM122 261H123V263H122ZM53 262H56V263H53ZM177 262H176V264H177Z\"/></svg>","mask_w":264,"mask_h":264},{"label":"bare ground","instance_id":"obj_2","mask_svg":"<svg viewBox=\"0 0 264 264\" xmlns=\"http://www.w3.org/2000/svg\"><path fill=\"white\" fill-rule=\"evenodd\" d=\"M149 1H150V0H149ZM162 1H163V0H162ZM167 1H169V0H167ZM171 1H172V0H171ZM174 1H177V0H174ZM183 1L186 3V1H188V0H183ZM189 1H190V0H189ZM199 1H200V0H199ZM216 1L218 2V0H216ZM216 1L213 0V3L216 2ZM230 1H232V0H230ZM244 1L246 2V0H244ZM244 1H243V2H244ZM43 2H44V0H43ZM56 2H57V1H56ZM157 2H158V1H157ZM157 2L152 0V2H150V3L147 5V7H145V8H147V9H151V13H155V12H156V11H155V7H156V5H157ZM165 2H166V1H165ZM191 2H192V1H191ZM193 2H194V1H193ZM193 2H192V3H193ZM196 2H197V1H196ZM200 2H201V4H202V2H203L202 5H204V6L207 5V4L210 5V3H211L210 0H202V1H200ZM200 2H199V3H200ZM219 2H223V0H219ZM227 2H229V0L226 1V3H227ZM232 2H233V1H232ZM232 2H230V3H232ZM51 3H55V1H54V2H51ZM51 3H50V4H51ZM145 3H146V2H145ZM159 3L161 4V2H159ZM159 3H158V4H159ZM167 3H168V2H167ZM180 3H181V0H180ZM192 3H191V4H192ZM197 3H198V2H197ZM206 3H207V4H206ZM213 3H211V4H213ZM226 3H225V5L228 4V3H227V4H226ZM230 3H229V4H230ZM58 4H59V3H58ZM60 4H61V3H60ZM162 4H163V3H162ZM183 4H184V3H183ZM193 4H194V3H193ZM201 4H199V5H201ZM214 4H215V3H214ZM217 4H218V3H217ZM229 4H228V5H229ZM234 4H235V3H234ZM241 4H242V3H241ZM47 5H49V4H47ZM53 5H54V4H53ZM62 5H64V4H62ZM181 5H182V4H181ZM185 5L188 6L189 3H187V4H185ZM215 5H216V4H215ZM215 5H212V6L214 7ZM222 5L224 6V4H222ZM230 5H231V4H230ZM235 5L238 6V7H240V6H239V3H237V4H235ZM235 5H233V3H232V6H233V7H235ZM242 5H244V4H242ZM245 5L247 6V10H245V13H246V11H250V13L253 12V13L255 14V13H260V12L263 11L262 13H263V15H264V2H263V0H261V1H260V0H249V2L247 1V2L245 3ZM140 6H141V5H140ZM144 6H145V5H144ZM189 6H190V5H189ZM195 6H196V5H195ZM195 6H194V7H195ZM217 6H218V5H217ZM219 6H221V5L219 4ZM232 6H231V7H232ZM54 7H56V6H54ZM59 7H60V6H59ZM64 7H65V8H64ZM76 7H78V6H75V8H76ZM172 7H173V5H172ZM182 7L184 8L183 5H182ZM194 7H193V8H194ZM198 7H200V6H198ZM202 7H203V6H202ZM207 7H208V5H207ZM209 7H210V6H209ZM226 7H227V6H226ZM228 7H230V6H228ZM233 7H232V8H233ZM238 7H235V9L238 10ZM244 7H245V6H244ZM244 7L242 6V7H240V9L242 8V11H243V10L245 9ZM62 8H64L63 10H66V6H62L61 9H62ZM78 8H79V7H78ZM133 8H137V7H133ZM145 8H143V9H145ZM159 8H160V7H159ZM185 8H186V7H185ZM191 8H192V7H190L189 9H191ZM210 8H212V7H210ZM243 8H244V9H243ZM137 9H138V8H137ZM147 9H146V10H147ZM186 9H187V8H186ZM204 9H205V8H204ZM214 9H215V8H214ZM230 9H231V8H230ZM235 9H234V13H237L238 11H237V10L235 11ZM240 9H239V11H240ZM248 9H249V10H248ZM146 10H145V12H149V10H148V11H146ZM153 10H154V12H153ZM184 10H185V9H184ZM207 10H209V9L207 8ZM207 10H206V11H207ZM224 10H225V9H224ZM226 10H227V9H226ZM231 10H233V9H231ZM231 10H230V11H231ZM61 11H62V10H61ZM143 11H144V10H143ZM176 11H177V10H176ZM180 11H182L181 8H180ZM180 11H179V12H180ZM189 11H190V10H189ZM211 11H212V9H211ZM242 11H240V13H239L240 15L242 14V13H241ZM177 12H178V11H177ZM149 13H150V12H149ZM171 13H173V12H171ZM189 13H190V12H189ZM205 13H206V12H205ZM205 13H203V14H205ZM208 13H209L208 16H207V15H204V16L207 18V20L205 21V20L202 19V20H203V23H204V25H205V28H203L202 31L199 32V33H200L199 35L202 36V37L205 36V35H206L205 37H208V36L210 35L208 38H210V37H211V38H215V35H217L218 32H215V31H216V30H215V31H214V34H215V35H213L212 33H210L212 28L209 29V27H210V25H209L210 23H209V22H213L214 20H216V18L213 19V15L210 14V11H209ZM211 13H212V12H211ZM231 13H232V12H231ZM231 13H230V14H231ZM245 13H243V14H245ZM60 14H61L60 21H61V20H64V21H66V22L68 21L69 23L72 22V19H69V18L67 19V18H66V15L63 13V11L60 12ZM60 14H59V15H60ZM67 14H68V13H67ZM89 14L91 15V13H89ZM155 14H156V13H155ZM174 14H175V13H174ZM176 14H177V13H176ZM230 14H229V16H230ZM232 14H233V13H232ZM251 14H252V13H251ZM251 14H250V15H251ZM254 14H252V15L254 16ZM57 15H58V14H57ZM111 15H112V14H111ZM120 15H121V14H120ZM130 15H131V14H130L129 12H124L123 15H121V19L123 20V22H122V20H121L120 22L124 23V24H122V26H123V25L128 26L127 24H130V26H132L131 23H128L130 20H127V19H130V18H131ZM157 15H158V14H157ZM210 15L212 16L213 21H212ZM236 15H237V14H236ZM256 15H257V17H258V14H256ZM92 16H93V15H92ZM112 16H113V15H112ZM112 16H111V17H112ZM181 16H184V14L182 15V12H181L179 18H180ZM214 16H215V15H214ZM234 16H235V15H234ZM234 16L232 15V17H234ZM238 16H239V15H238ZM1 17H2V16H1ZM67 17H68V16H67ZM96 17H97V16H96ZM113 17H114V16H113ZM173 17H174V16H173ZM175 17H176V16H175ZM205 17H203V18L206 19ZM221 17H222V16H221ZM235 17H236V16H235ZM251 17H252V16H251ZM257 17L254 16V18H257ZM107 18H108V17H107ZM114 18H116V17H114ZM119 18H120V17H119ZM182 18H184V17H182ZM249 18H250V17H249ZM254 18H253L252 21H249L248 23H250V22H251V23H255V22L257 23L258 21H256V20H255V22H254ZM0 19H2V18H0ZM90 19H91V18H90ZM131 19H132V18H131ZM175 19H176V18H175ZM231 19H232V18H231ZM116 20H117V19H116ZM116 20H115V22H116ZM118 20H120V19H118ZM124 20H127L128 22H125ZM179 20H181V18H180ZM185 20H186V19H185ZM210 20H211V21H210ZM238 20H240L239 17H238ZM238 20H237V21H238ZM258 20H260V18H258ZM87 21H88V20H87ZM104 21H105V20H104ZM111 21H112V20H111ZM138 21H139V20H138ZM197 21H198V20H197ZM204 21H205V22H208V23H207L208 25H207ZM260 21H261L262 23H259V24H258L257 29L254 30V34H255V35L253 34V35L255 36V38L258 39V40L260 41V45H259V46H261V44L263 45V43H264V18H263V20H260ZM56 22H57V21H56ZM89 22H90V21H89ZM93 22H95V21H93ZM93 22H92V23H93ZM99 22H100V21H99ZM120 22H119V23H120ZM131 22H132V21H131ZM147 22H148V21H147ZM201 22H202V21H200V23H201ZM228 22H229V21H228ZM230 22H231V21H230ZM235 22H236V21H235ZM235 22H233V23H235ZM239 22H240V21H239ZM243 22H244V21H243ZM246 22H247V21H246ZM0 23H1V22H0ZM92 23H91V24H92ZM110 23H111V22H110ZM125 23H126V24H125ZM135 23H136V22H135ZM135 23H134V24H135ZM143 23H144V22H143ZM214 23H215V22H214ZM214 23H213V24H214ZM225 23H227L226 20H225ZM241 23H242V19H241L240 24H241ZM244 23H245V22H244ZM256 23H255L254 25H257ZM6 24H7V23H5V25H6ZM9 24H10V23H9ZM45 24L47 25L46 22H45L44 24L42 23V25H43V29H44V25H45ZM71 24H73V22H72ZM86 24H87V23H86ZM86 24H85V25H86ZM111 24H112V23H111ZM116 24H117V23H116ZM134 24H133V25H134ZM141 24H142V22H141ZM144 24H145V23H144ZM144 24H143V26H144ZM215 24H216V23H215ZM215 24L213 25V28L216 27ZM236 24H237V25H235L236 27L233 25V26H234V28H233V27L231 26L232 24L230 23V26H231V27H230V30H229V28H228V30H227V29H225V30H227L228 32H232L231 35H233V34H234V35H235V34H236V35H239V34H240V35H241V34L243 35L244 32H242V31H245L246 29L243 30L244 28H242L241 25H240V27H241V30H240V27L238 26V23H236ZM58 25H59V24H58ZM94 25H95V24H94ZM94 25H92V26H94ZM113 25H114V24H113ZM119 25H120L119 28L121 29V23H120ZM202 25H203V24H202ZM206 25H207V26H206ZM211 25H212V24H211ZM218 25H219V24H218ZM218 25H217V27H218ZM221 25H222V24H221ZM221 25H220V27H218V28L220 29V31H221V32L219 31L220 33L218 34V35H220V36H221V34H223V33L225 32V31H224V27H225V25H224V21H223V25H222V26H221ZM242 25H244V24H242ZM250 25H251V24H250ZM63 26H64V25H63ZM70 26H72V25H70ZM101 26H102V25H101ZM114 26H115V25H114ZM114 26H113V27H114ZM156 26H157V25H156ZM156 26H155V27H156ZM158 26H159V24H158ZM180 26H181V24H179V23H177V24L175 25V27H177V28H179ZM182 26H183V25H182ZM214 26H215V27H214ZM223 26H224V27H223ZM244 26H245V25H244ZM244 26H243V27H244ZM8 27H9V26H8ZM40 27H41V26H40ZM65 27H66V26H65ZM67 27H69V26H67ZM105 27H106V25H105ZM109 27H110V26H109ZM128 27H129V26H128ZM141 27H142V26H141ZM145 27H146V26H145ZM145 27H144V28H145ZM211 27H212V26H211ZM217 27H216V28H217ZM226 27H227V26H226ZM228 27H229V26H228ZM245 27H246V26H245ZM13 28H14V27H13ZM94 28H95V27H94ZM94 28H93V29H94ZM101 28H102V27H101ZM106 28H108V27H106ZM117 28H118V27H117ZM122 28H123V27H122ZM160 28H161V27H160ZM180 28H181V27H180ZM216 28H215V29H216ZM253 28H256V27L253 26ZM259 28H260V29H259ZM58 29H59V28H58ZM95 29L98 30L97 25H96V28H95ZM110 29H111V28H110ZM112 29H113V28H112ZM115 29H116V28H115ZM115 29H114V30H115ZM123 29H124V28H123ZM171 29H172V28H170L169 30L171 31ZM173 29H174V28H173ZM251 29H252V25H251ZM41 30H42V29H41ZM48 30H49V29H48ZM67 30H69V29L67 28ZM101 30H102V32H103V29H101ZM101 30H99V32H97V33H101V35H99V34L97 35V33H96L97 36H96V35H95V36H96L97 39L94 37L93 41H94L95 39H96V40H98V39L101 40V38L104 37V36L101 37V36H102V32H101ZM116 30H118V29H116ZM144 30H145V29H144ZM165 30H166V29H165ZM259 30H260V31H259ZM13 31H14V30H13ZM121 31H124V30H121ZM142 31H143V30H142ZM217 31H218V29H217ZM246 31H247V30H246ZM1 32H2V31H1ZM44 32H45V31H44ZM57 32H61V30L59 29V31H57ZM104 32H108V31L104 30ZM104 32H103V33H104ZM109 32H110V31H109ZM119 32H120V30H119ZM119 32H118V33H119ZM168 32H169V31H168ZM175 32H177V29H176ZM175 32L173 31V33H174L176 36H178V33H175ZM179 32H180V31H179ZM181 32L184 33V34L181 33V35H185V34H186L185 36H187V38L184 37V36H181V37L186 38V39H185L186 41H185L184 39H181L180 41H182V42H189V41H190V40H189V37H192L193 35H194L195 38H194V37H192V38L195 40V39L197 38L196 36L198 35L197 32H196L195 30H189L188 28H184V29H183V27H182V29H181ZM212 32H213V29H212ZM222 32H223V33H222ZM233 32H234V33H233ZM240 32H241V33H240ZM5 33H6V32H5ZM10 33H11V30H10ZM10 33H8V34L10 35ZM62 33H63V32H61V35L64 34V33H63V34H62ZM91 33H92V32H91ZM120 33H122V35H125L123 32H120ZM139 33H140V32H139ZM166 33H167V32H166ZM173 33H172V34H173ZM209 33H210V34H209ZM216 33H217V34H216ZM252 33H253V30H252V32L249 33V34H251V36H252ZM12 34H13V33H12ZM43 34H44V33H43ZM55 34H56V31H55ZM130 34H131V33H130ZM144 34H145V32H144ZM179 34H180V33H179ZM187 34H188V35H191V36L188 37ZM224 34H226V33H224ZM16 35H17V33H16ZM65 35H66V34H65ZM65 35L63 36L64 38H65ZM92 35H93V34H92ZM103 35H105V33H104ZM113 35H114V34H113ZM140 35H141V34H140ZM211 35H213V36H211ZM228 35L230 36V33H228ZM240 35H239V37H240ZM10 36L12 37V35H10ZM14 36H15V35H14ZM51 36L53 37L54 34L51 35ZM58 36H60V35H58ZM107 36L109 37L108 33H107ZM114 36H115V35H114ZM118 36H119V35H118ZM135 36H136V35H135ZM167 36H168V35H167ZM173 36H174V35H173ZM200 36H199V38H201ZM224 36H225V35H224ZM245 36H247V35L245 34L243 37H245ZM5 37H6V36H5ZM7 37H8V36H7ZM44 37H45V35H44ZM46 37H47V35H46ZM48 37H49V36H48ZM56 37H57V36H56ZM63 37H62V38L59 37V39H60V40H62V39L64 40ZM111 37H112V36H111ZM141 37H142V35H141ZM145 37H146V35H145ZM174 37H175V36H174ZM174 37H173V38H174ZM179 37H180V36H179ZM181 37H180V38H181ZM205 37H204V38H205ZM218 37H219V36H218ZM225 37H226V36H225ZM231 37H232V36H231ZM233 37H234V36H233ZM235 37H236V36H235ZM235 37H234V39H235ZM237 37H238V36H237ZM239 37H238V38H239ZM243 37L241 36L240 38H243ZM247 37H248V36H247ZM21 38H22V37H21ZM106 38H107V37H106ZM131 38H132V37H131ZM135 38H136V37H135ZM135 38H133L134 41H136ZM142 38H143V37H142ZM170 38H171V37H170ZM192 38H190V39L193 40ZM199 38H197V39H199ZM219 38H220V37H219ZM245 38H246V37H245ZM1 39H2V37H1ZM7 39H9V38H7ZM117 39H118V38H116V39L113 38L114 41H115V40L117 41ZM123 39H124V38H123ZM133 39H132V40H133ZM175 39H179V38L177 37V38H174V40H175ZM216 39H217V38H216ZM9 40H12V39L10 38ZM41 40H42V39L40 38V41H41ZM74 40H75V38H74ZM96 40H95V41H96ZM102 40L104 41V39H102ZM132 40H131V41H132ZM137 40H138V39H137ZM164 40H165V39H164ZM164 40H163V41H164ZM218 40H220V39H218ZM229 40H230V39H229ZM251 40L253 41L254 39H251ZM5 41H6V40H5ZM36 41H37V40H36ZM36 41H35V42H36ZM52 41H53V40H52ZM64 41H65V40H64ZM66 41H67V40H66ZM161 41H162V40H161ZM161 41H160V42H161ZM163 41H162V42H163ZM231 41H232V40H231ZM240 41H241V40H240ZM245 41H247V40L244 39V40H243V44H244ZM256 41H257V40H256ZM259 41L257 42L258 44H259ZM38 42H39V41H38ZM46 42H47V41H46ZM49 42H50V41H49ZM55 42H56V41H55ZM57 42H58V41H57ZM57 42H56V43H57ZM72 42H74V41H72ZM91 42H92V41H91ZM97 42H98V41H97ZM105 42H106V41H105ZM178 42H179V41L177 40V42L175 41L174 44H175V43L179 44ZM192 42H193V41H192ZM200 42H201V41H200ZM204 42H205V40H204ZM213 42H214V41H213ZM213 42H212V43H213ZM235 42L237 43L236 40H235ZM261 42H262V43H261ZM51 43H52V42H51ZM67 43H68V42H67ZM95 43H96V42H95ZM115 43H116V42H115ZM151 43H152V42H151ZM151 43H149V44H147V45H145V46L142 45V47H144V48L138 49V51H136V48H135L134 50H135L137 53L140 52L139 55H141V54L143 55V54H146V53L148 54L147 51H150L149 49L152 50L153 47H154L153 43H152V44H151ZM170 43H171V45H173V43H172L171 41H170ZM210 43H211V42H210ZM215 43H216V42H215ZM215 43H214V45H218V44H215ZM217 43H219V42H217ZM246 43H247V42H246ZM251 43H253V46H254V45H257V47H258V44H255L254 42H251ZM251 43H250V45H251ZM137 44H138V43H137ZM183 44H184V43H183ZM183 44H182V45H183ZM188 44H189V43H188ZM194 44H195V43H194ZM197 44H198V43H197ZM221 44H222V43H221ZM231 44H232V43H231ZM35 45H36L37 48H41V47L43 48V46L47 45V43H44V42H43V46H42L41 43L38 44L39 46H38L37 44H35ZM56 45H58V44H56ZM64 45H66V44H64ZM78 45H79V43H78ZM78 45H77V46H78ZM119 45H120V44H119ZM119 45H118V47L120 48ZM135 45H136V44H135ZM138 45H140V44H138ZM164 45H166V44H164ZM180 45H181V43H180ZM214 45H213L214 48H213V47H211V48H213L214 51H216L217 48H216V50H215V46H214ZM219 45H220V44H219ZM219 45H218V46H219ZM222 45H223V44H222ZM229 45H230V43H229ZM233 45H234V44H233ZM241 45H242V43H241ZM241 45H240V42H239V43H238V46H240V48H242ZM247 45H249V44L247 43ZM40 46H41V47H40ZM54 46H55V45H54ZM54 46H53V47H54ZM66 46H68V45H66ZM112 46H113V45H112ZM133 46H134V45H133ZM159 46H160V45H158V47H159ZM166 46H167V47H170L169 45H166ZM174 46H175V45H174ZM178 46H179V45H178ZM178 46H176V48H177ZM184 46H185V45H184ZM189 46H190V44H189ZM238 46H236V44H235V47H238ZM242 46H243V45H242ZM245 46H246V45H245ZM46 47H47V46H46ZM51 47H52V46H51ZM69 47H70V46H69ZM116 47H117V46H116ZM116 47H114V48H116ZM118 47H117V48H118ZM180 47H181V46H180ZM191 47H192V45H191ZM199 47H201V46H199ZM199 47H198V48H199ZM243 47H244V46H243ZM249 47L251 48V46H249ZM257 47L254 46V49L257 48ZM26 48H27V47H25V48H23V49H26ZM42 48H41V49H42ZM44 48H45V47H44ZM76 48H77V47H76ZM119 48H118V49H119ZM154 48H155V47H154ZM164 48H165V47H164ZM185 48H187V47L185 46ZM202 48H203V47H202ZM202 48H201V49H202ZM219 48H220V47H218V51L224 50V49H222V48H221V49H219ZM231 48H232V47H231ZM231 48H229V49H231ZM240 48H238V49H240ZM263 48H264V45H263ZM9 49H10V48H9ZM12 49H13V46H12ZM35 49H36V48H35ZM35 49H34V50H35ZM60 49H61V48H60ZM64 49H66V48H64ZM80 49L82 50V48H80ZM118 49H117V50H118ZM121 49H122V46H121ZM161 49H162V48H161ZM166 49H167V48H166ZM170 49H171V47H170ZM172 49L174 50V48H172ZM172 49H171V50H172ZM192 49H193V48H192ZM229 49H228V50H229ZM261 49H262V48H261ZM28 50H29V49H28ZM39 50H40V49H39ZM44 50H45V49H44ZM144 50H146V51H144ZM156 50L158 51V49H156ZM171 50H169V51L172 52ZM177 50H178V48H177ZM179 50H180V49H179ZM184 50H185V49H184ZM194 50H195V49H194ZM226 50H227V49H226ZM233 50H234V49H233ZM233 50H232V51H233ZM242 50H245V49H242ZM242 50H241V51H242ZM258 50H260V48L257 49V52H258V53L256 52L257 54H259V51H258ZM153 51H154V50H153ZM166 51H167V50H166ZM190 51H191V50H190ZM204 51H206V50H204ZM212 51H213V50H212ZM214 51H213V52H214ZM218 51H216V53H217ZM254 51H256V50H254ZM21 52H22V51H21ZM40 52H41V51H40ZM117 52H118V51H117ZM175 52H176V51H175ZM178 52H180V51H177V53H178ZM186 52H187V51H186ZM213 52H212V53H213ZM226 52L228 53V51H226ZM226 52H225V53H226ZM229 52H230V51H229ZM234 52L237 53L238 51L235 50ZM234 52H231V53H234ZM243 52H244V51H243ZM154 53H155V52H154ZM157 53H161V52H157ZM173 53H174V52H173ZM184 53H185V52H184ZM212 53H211V55H212ZM216 53H213V54H216ZM219 53H220V52H218V55H213V56L209 55V56H210V58H211V57H214V56L220 57V60H219V61L217 60L218 58H216L215 60H216V62L218 61L217 63L222 64V63L224 62V61L222 60V59H223V57H222V55H221L222 53H221V54H219ZM263 53H264V50H263ZM20 54H21V53H20ZM46 54H47V53H46ZM62 54H63V52L61 53V56H62ZM134 54H135V52H134ZM155 54H156V53H155ZM167 54H169V52H168ZM241 54H242V53H241ZM21 55H23V54H21ZM26 55H27V54H26ZM118 55H120V54H118ZM121 55H122V54H121ZM142 55H141V57H142ZM160 55H162V54H160ZM169 55H170V54H169ZM201 55H204L203 52H202ZM205 55H206V54H205ZM226 55H227V54H226ZM261 55L263 56V54H261ZM68 56H69V54H68ZM134 56H135V55H134ZM155 56H157V55H155ZM155 56H154V57H155ZM171 56H172V54H171ZM171 56H170V57H171ZM193 56L195 57V55H193ZM193 56H192V57H193ZM209 56H208V57H209ZM223 56H224V53H223ZM228 56H229V55H228ZM232 56H233V55H232ZM239 56H240V55H239ZM242 56H244V55H241V58H242ZM247 56H248V55H247ZM249 56H250V55H249ZM249 56H248V57H249ZM253 56H254V55H253ZM253 56H251V57H253ZM256 56H257V55H256ZM256 56H255V57H256ZM40 57H41V56H40ZM49 57H50V56H49ZM49 57H48V58H49ZM69 57H70V56H69ZM96 57H98V56H96ZM96 57H95V59H96ZM127 57H128V56H127ZM138 57H139V56H138ZM150 57H151V55H150ZM159 57H161V56H159ZM176 57H177V56H176ZM178 57H179V56H178ZM192 57H191V58H192ZM197 57H198V56H197ZM200 57H201V56H200ZM226 57H227V56H225V58H226ZM235 57H238V56L234 55V58H235ZM248 57H247V58H248ZM54 58H55V57H54ZM62 58H64V57H62ZM62 58H61V59H62ZM92 58H93V57H92ZM128 58H129V57H128ZM131 58H132V57H131ZM157 58H158V57H157ZM167 58H168V57H167ZM181 58H182V57H181ZM181 58H180V59H181ZM195 58H196V57H195ZM206 58H207V56H206ZM241 58H240V59H241ZM256 58H258V57H256ZM44 59H45V58H44ZM58 59H59V58H58ZM69 59H70V58H69ZM97 59H99V58H97ZM100 59H101V58H100ZM121 59H122V58H121ZM123 59L125 60V58H123ZM134 59H135V58H134ZM162 59H163V58H162ZM168 59H169V58H168ZM173 59H174V58H173ZM196 59H197V58H196ZM207 59H209V58H207ZM207 59H205V57H204L202 60L206 61ZM243 59H244V58H242V61H243V62L241 61L240 63H239L238 60H237L238 64H237V63H236V64L238 65V66H237V68H238L237 70H239V71L242 70L241 73H242V74L245 73L246 75H245V74H244V75H245L246 77H247L248 74H251V73H250V72L252 71V70L250 69V68H252L251 66H253V68H254L255 66H257V68L260 67V66H264V62L261 60L262 58H261V59L258 58V59L261 60V61H259V60L256 61V60H254V59H251V60H253L254 62L252 61V63H250V62H251V61H250V62H249L250 64L247 63L248 61L245 62ZM245 59H246V58H245ZM263 59H264V57H263ZM47 60H48V59H47ZM59 60H60V59H59ZM67 60H68V59H67ZM116 60H117V59H116ZM130 60H131V59H130ZM137 60H138V59H137ZM154 60H155V59H154ZM156 60H158V59H156ZM202 60L200 61V63L202 62L201 65H203V64L205 63V62H203ZM209 60H210V61L206 62L208 65L212 62V61H211L212 59H209ZM226 60H227V59H226ZM226 60H225V62H226ZM235 60H236V59H235ZM235 60H234V61H235ZM57 61H58V60H57ZM64 61H65V60H64ZM96 61H97V60H95V62H96ZM101 61H102V60H101ZM132 61H135V60H132ZM174 61H176V60H174ZM182 61H183V60H182ZM220 61H222V63H220ZM21 62H22V61H21ZM21 62L19 61V64H18V65H15L16 69L19 70V71H26V70H28V68H29V65H28L29 62H27L28 64L20 65ZM30 62H31V61H30ZM36 62H37V61H36ZM47 62H48V61H47ZM103 62H104V61H103ZM122 62H123V61H122ZM130 62H131V61H130ZM142 62H144V61H142ZM146 62H147V61H146ZM158 62H159V61H158ZM209 62H210V63H209ZM216 62H215V65L217 64ZM230 62H231V60H230ZM11 63H12V62H11ZM13 63H14V62H13ZM24 63H25V62H24ZM42 63H44V62H42ZM42 63H41V64H42ZM91 63H92V65H94L93 62H91ZM96 63H97V62H96ZM128 63H129V61H128ZM131 63H132V62H131ZM134 63H135V62H134ZM176 63H177V61H176ZM182 63H183V62H182ZM184 63H186V62H184ZM196 63H197V62H196ZM206 63H205V64H206ZM48 64H50V63H48ZM99 64H100V63H99ZM118 64H119V63H118ZM122 64H123V63H122ZM125 64H126V63H125ZM125 64H124V65H125ZM145 64H146V63H145ZM147 64H148V62H147ZM171 64H172V63H171ZM171 64H170V65H171ZM207 64H206V65H207ZM213 64H214V62H213ZM231 64H232V63H231ZM33 65H34V64H33ZM65 65H66V64H65ZM126 65H127V64H126ZM126 65H125V67H126ZM130 65H131V64H130ZM130 65H127V67H128V71H129V68H131ZM133 65H134V64H133ZM136 65H137V62H136ZM142 65H143V64H142ZM166 65H167V64H166ZM183 65H184V64H183ZM215 65H213V66H215ZM217 65H218V64H217ZM222 65L224 66L225 64L223 63ZM222 65H221V66H222ZM228 65H229V64H228ZM233 65L235 66V63H234ZM36 66H37V64H36ZM39 66H40V64H39ZM50 66H51V65H50ZM90 66H91V65H90ZM90 66H89V67H90ZM101 66H102V65H101ZM101 66H100V67H101ZM120 66H121V65H120ZM147 66H148V65H147ZM158 66H159V65H158ZM173 66H174V65H173ZM195 66H196V65H195ZM210 66H212V65L210 64ZM210 66L207 67V68H208V71L210 70V69H209ZM229 66H230V65H229ZM12 67H13V66H12ZM30 67H31V66H30ZM85 67H86V65H85ZM89 67H88V68H89ZM94 67H95V66H92L91 69H92V70L96 69V71L98 70V72L100 73V71H99V70H100L99 67H98V68H96V67L94 68ZM137 67H138V66H137ZM137 67H136V68H137ZM162 67H163V66H162ZM169 67H170V66H169ZM180 67H181V66H180ZM193 67H194V66H193ZM203 67H204L203 69L206 68L205 65H203ZM216 67H218V66H216ZM216 67H215V68H216ZM219 67H220V65H219ZM31 68H32V67H31ZM42 68L44 69V67H42ZM83 68H84V67H83ZM119 68H120V67H119ZM132 68H133V66H132ZM142 68H143L142 70L145 71V69H144L143 66H142ZM145 68H146V67H145ZM156 68H157V66H156ZM156 68H155V70H154L155 72H156ZM177 68H178V67H177ZM181 68H182V67H181ZM189 68H190V67H189ZM210 68H211V67H210ZM215 68H214V69H215ZM221 68H222V67H221ZM224 68H226V67L224 66ZM257 68H255V70L257 71V73H258V75H259L258 77L261 78L260 75H262L263 73L260 74L261 71H259L260 69L258 70ZM37 69H39V68H37ZM45 69H46V68H45ZM116 69H118V68H116ZM120 69H121V68H120ZM139 69H141V65H140V68H139ZM146 69H147V68H146ZM172 69H174V68H172ZM179 69H180V68H179ZM195 69H196V67H195ZM197 69H199V68L197 67ZM197 69H196V70H197ZM214 69H213V70H214ZM216 69H217V68H216ZM218 69H219V68H218ZM222 69H223V68H222ZM80 70H81V69H79V71H80ZM82 70H83V69H82ZM92 70L90 71L89 69L86 68V71H88V73L92 72ZM122 70H123V69H122ZM125 70H126V68H125ZM134 70H135L134 73H136V69H135V68H134ZM150 70H151V69H150ZM152 70H153V69H152ZM170 70H171V69H170ZM174 70H175V69H174ZM193 70H194V69H193ZM199 70H200V69H199ZM199 70H197L198 72L196 73V76L198 75V77H197L196 79H199V78L201 77V76L199 77V74H198V73H199ZM261 70H263V68H261ZM38 71H39V70H38ZM84 71H85V68H84ZM86 71H85V72H86ZM89 71H90V72H89ZM113 71H114V70H113ZM137 71H138V69H137ZM162 71H163V70H162ZM185 71H187V70H185ZM194 71H195V70H194ZM219 71H220V70H219ZM219 71H218V70H215V71H213L212 73H213V74H214V72H215V73H217V72L219 73ZM253 71H254V70H253ZM256 71H255V72H256ZM36 72H37V71H36ZM40 72H41V71H40ZM42 72H44V71H42ZM75 72H76V71H75ZM75 72H74V73H75ZM77 72H78V71H77ZM103 72H104V70L102 71V73H101L100 75H103V74H104ZM122 72H123V71H122ZM169 72H170V71H169ZM171 72H172V71H171ZM176 72H177V71H176ZM205 72H207V71H205ZM221 72H222V70H221ZM223 72H224V71H223ZM255 72H253V73H255ZM262 72H264V70H263ZM65 73H66V72H65ZM65 73H63V75H64ZM67 73H68V72H67ZM112 73H113V72H112ZM114 73H118V72H114ZM177 73H178V72H177ZM177 73H176V74H177ZM191 73H192V72H191ZM191 73H190V74H191ZM210 73H211V72H210ZM238 73H239V72H238ZM257 73H256V75H257ZM94 74H95V73H94ZM122 74H123V73H122ZM131 74H133V73L131 72ZM131 74H130V75H131ZM136 74H137V73H136ZM136 74H135V75H136ZM142 74H144V73L141 72V75H140V74H137V76H136V77H137V80H140V81H141V79H142V81L146 80V79H145V76H146L147 74H146V75H142ZM166 74H167V72H166ZM176 74H175V75H176ZM192 74H193V73H192ZM200 74H201V73H200ZM203 74H205L204 71L202 72L201 75H203ZM207 74H208V73H207ZM239 74H240V73H239ZM0 75H1V74H0ZM92 75H93V74H92ZM96 75H97V74H96ZM105 75H106V72H105ZM117 75H118V74H117ZM170 75H171V74H170ZM216 75H217V74H216ZM67 76L69 77V74H68ZM67 76H66V77H67ZM73 76H74V75H73ZM76 76H78V75H76ZM98 76H99V75H98ZM103 76H104V75H103ZM122 76H124V75H122ZM125 76H126V75H125ZM125 76H124V77H125ZM133 76H134V75H133ZM148 76H150V75H148ZM153 76H155V75H153ZM161 76H162V75H160V77H161ZM164 76H165V75H164ZM178 76H179V75H178ZM206 76H207V75H206ZM214 76H215V75H214ZM220 76L222 77L221 74L219 75V77H220ZM238 76H241V75H238ZM249 76H250V75H249ZM71 77H72V76H71ZM71 77H69V78L72 79ZM104 77H105V76H104ZM127 77H128V75H127ZM134 77H135V76H134ZM136 77H135V78H136ZM157 77H158V76H157ZM160 77H159V78H160ZM169 77H170V76H169ZM192 77L194 78V81L196 82L195 77H194L193 75H191V78H192ZM202 77H204V76H202ZM207 77H208V76H207ZM219 77H217V78H219ZM228 77H229V76H228ZM243 77H244V76H243ZM243 77H241V78H243ZM251 77H256V76H252V75H251ZM263 77H264V75H263ZM0 78H1V77H0ZM77 78H78V79H77ZM79 78H80V79H79ZM100 78H101V77H100ZM119 78H120V77H119ZM167 78H168V76H167ZM191 78H190V79H191ZM214 78H215V77H214ZM229 78H230V77H229ZM244 78H245V77H244ZM259 78H257V80H256V78H255V79L252 78V79H253V80H256V82H257L258 80H261V79H259ZM66 79H68V78H66ZM76 79H77L78 81L81 80V76H80V77H76L75 80H76ZM101 79H102V78H101ZM126 79H127V78H126ZM143 79H144V80H143ZM147 79H148V78H147ZM161 79H162V78H161ZM161 79H160V80H161ZM165 79H166V78H165ZM177 79H178V78H177ZM181 79H182V78H181ZM184 79H185V78H184ZM184 79H182V83L184 82ZM190 79H189V80H190ZM204 79H205V78H204ZM221 79H222V78H221ZM232 79H233V78H231V80H232ZM235 79H236V78H235ZM235 79L232 80L233 82H231V80L228 81L227 78H226V80H227L229 83H231V84H232V83L234 84ZM247 79H250V80H251V78H247ZM247 79H246V80H247ZM263 79H264V78H262V80H263ZM23 80H24V79H23ZM77 80H76V81H77ZM87 80H90V82H91V79H90V78L87 79ZM137 80L135 79L134 81L137 82ZM189 80H187L185 83L189 82ZM191 80H192V79H191ZM250 80H247V81L244 80L245 82H242V83H243L242 86L244 87V89H249L250 87H252V86H249V85H251V83H252L251 81H253V80H251V81H250ZM16 81H17V80H16ZM73 81H74V79H73ZM132 81H133V80H132ZM132 81H131V82H132ZM134 81H133V82H134ZM142 81H141V82H142ZM161 81H162V80H161ZM171 81H172V80H171ZM176 81H177V80H176ZM214 81H215V80H214ZM218 81H219V80H218ZM19 82H20V81H19ZM88 82H89V81H88ZM90 82H89V83H90ZM136 82H134V83H136ZM168 82H169V81H168ZM197 82H198V80H197ZM200 82H201V81H200ZM228 82H227V83H228ZM236 82L238 83V82H240V80L238 81V78H237V79H236ZM259 82H260V81H259ZM261 82H262V81H261ZM28 83H29V82H28ZM37 83H38V82H37ZM139 83H140V82H139ZM144 83H145V82H144ZM221 83H222V82H221ZM221 83H219V84L221 85ZM227 83H226V84H227ZM257 83H258V82H257ZM30 84H31V83H30ZM39 84H40V83H39ZM95 84H96V83H95ZM98 84H99V83H98ZM141 84H142V83H141ZM141 84H140V85H141ZM172 84H173V83H172ZM179 84H180V83H178V85H179ZM197 84H198V83H197ZM226 84H225V86H226ZM231 84H228V85L231 86ZM235 84H236V83H235ZM239 84H241V83H239ZM239 84H238V85H239ZM255 84H256V83H255ZM255 84H254V82H253V85H255ZM260 84H261L260 86L262 87V83H260ZM263 84H264V81H263ZM129 85H130V84H129ZM132 85H133V84H132ZM132 85H131V86H132ZM136 85H137V84H136ZM186 85H187V84H186ZM188 85H189V84H188ZM195 85H196V84H195ZM236 85H237V84H236ZM238 85H237V86H238ZM97 86H98V85H97ZM159 86H160V85H159ZM171 86H172V85H171ZM192 86H193V84H192ZM242 86H241V87H242ZM248 86H249V88H248ZM255 86H259V84H258V85L256 84ZM260 86H259V87H260ZM19 87H20V86H19ZM19 87H18V88H19ZM33 87H34V85H33ZM33 87L31 88V86H30L29 91H31V89H33ZM56 87H57V86H56ZM61 87H62V86H61ZM132 87H133V86H132ZM136 87H137V86H136ZM138 87H140V86H138ZM156 87H158V86H156ZM174 87H175V86H174ZM176 87H177V88H179V87L181 88V87H183V86H180V85H179V87H178V86H176ZM186 87H187V86H186ZM194 87H195V86H194ZM210 87H211V86H210ZM241 87H239V89H241L242 91H245L244 89H242L243 87H242V88H241ZM246 87H247V88H246ZM259 87H258L257 90H259ZM23 88H24V87H23ZM23 88H21V89H23ZM37 88H39V87H37ZM63 88H64V87H63ZM63 88H62V89H63ZM149 88H151V87H149ZM166 88H167V86H166ZM177 88H176V89H177ZM215 88H216V87H215ZM217 88H218V87H217ZM234 88H235V85H234ZM60 89H61V88H60ZM62 89H61V90H62ZM68 89H69V88H68ZM189 89H190V88H189ZM195 89H196V88H195ZM218 89H219V88H218ZM225 89H226V88H225ZM237 89H238V88H237ZM261 89H262V88H260V90H261ZM15 90H16V89H15ZM17 90H18V89H17ZM26 90H27V89H26ZM66 90H67V89H66ZM72 90H73V89H72ZM72 90H71V91H72ZM74 90H76V89H74ZM172 90H173V89H172ZM196 90H197V89H196ZM222 90H223V89H222ZM235 90H236V89H235ZM13 91H14V90H13ZM21 91H22V90H21ZM23 91H25V90H23ZM27 91H28V90H27ZM29 91H28L27 93H29ZM76 91H77V90H76ZM127 91H128V89H127ZM164 91H165V90H164ZM168 91H170V90H168ZM178 91H181V90H178ZM197 91H200V90H197ZM231 91H232V87H231ZM247 91H251V92H252L251 88H250V90H247ZM254 91H255V90H254ZM18 92H19V91H18ZM18 92H17V93H18ZM33 92H34V91H33ZM51 92H52V91H51ZM55 92H57V91H55ZM60 92H61V91H60ZM73 92H74V91H73ZM128 92H129V91H128ZM138 92H139V91H138ZM140 92H141V90H140ZM140 92H139V93H140ZM142 92H143V90H142ZM145 92H146V91H145ZM150 92H152V91H150ZM154 92H155V91H154ZM154 92H153V93H154ZM172 92H173V91H172ZM195 92H196V91H195ZM225 92H226V91H225ZM227 92H228V91H227ZM232 92H233V91H232ZM236 92H237V90H236ZM263 92H264V89H263ZM12 93H13V92H12ZM76 93H77V92H75V94H76ZM147 93H148V92H147ZM156 93L158 94L157 90H156V92H155L154 94L157 95ZM182 93H183V92H182ZM187 93H188V92H187ZM198 93H199V92H198ZM210 93H211V92H210ZM221 93H222V92H220V94H221ZM228 93H230V91H229ZM237 93H238V92H237ZM242 93H243V92H242ZM49 94H50V93H49ZM75 94H72V95H75ZM78 94H79V93H78ZM90 94H91V93H90ZM133 94H134V93H133ZM163 94H164V93H163ZM170 94H171V93H170ZM177 94H178V93H177ZM180 94H181V93H180ZM183 94H184V93H183ZM199 94H200V93H199ZM218 94H219V93H218ZM222 94H223V93H222ZM231 94H232V93H231ZM252 94H253V93H252ZM252 94H251L250 92H246L245 95H243V94H242L243 96L240 95V96L243 98V99L241 98L242 100L240 99V101H242L241 103H239V101L237 100L238 103H235L236 101H234V102H232V104H231V102H230L229 105L232 106V105L234 104V105L238 106V108H240V109H239V112L241 111V112L239 113V115H240V114H243V115L245 114V115H247V114H250V113H251V116L255 119V117L253 116L252 113H256V114H257V112L260 113L261 108H260V110H258V109H259V102H258V106H257L256 108H255V106H253V104H254L253 102H254L255 100H257V97H254V96H255V95H254L255 93H254L253 95H252ZM256 94H257V92H256ZM263 94H264V93H263ZM33 95H34V93H33ZM53 95H54V94H53ZM56 95H58V97L60 96L58 93H56ZM62 95H64V94H62ZM83 95H84V94H83ZM140 95H141V94H140ZM143 95H144V94H143ZM175 95H176V94H175ZM187 95H188V94H187ZM227 95H228V94H226V96H227ZM229 95H230V94H229ZM232 95H233V94H232ZM236 95H238V94H236ZM18 96H19V95H18ZM46 96H47V95H46ZM51 96H52V93H51ZM85 96H86V95H85ZM93 96H94V95H93ZM102 96H103V95H102ZM157 96L160 97V94H158ZM170 96H171V95H170ZM170 96H169V97H170ZM177 96H178V95H177ZM179 96H180V95H179ZM182 96H183V95H182ZM215 96H217V95H215ZM215 96H209V97H215ZM226 96H225V97H226ZM240 96H239V97H240ZM257 96H258V94H257ZM1 97H2V96H1ZM25 97H27V96H25ZM52 97H54V96H52ZM56 97H57V96H56ZM60 97H61V96H60ZM60 97H59V98H60ZM147 97H148V96H147ZM152 97H153V96H152ZM164 97H166V96H164ZM173 97H174V96H173ZM234 97H235V96H234ZM3 98H4V97H3ZM3 98H2V99H3ZM27 98H28V97H27ZM84 98H85V97H84ZM161 98H162V97H161ZM167 98H168V97H167ZM167 98H165V100H167ZM176 98H177V97H176ZM179 98H180V97H179ZM186 98H187V97H186ZM198 98H199V97H198ZM235 98H236V99H239V98H237V97H235ZM235 98H234V99H235ZM255 98H256V99H255ZM260 98H261V97H260ZM19 99H20V98H19ZM21 99H22V98H21ZM21 99H20V100H21ZM41 99H42V98H41ZM41 99H40V100H41ZM73 99H74V98H73ZM91 99H92V98H91ZM107 99H109V98H107ZM158 99H159V98H158ZM163 99H164V98H163ZM181 99H182V98H181ZM183 99H184V98H183ZM196 99H197V98H196ZM211 99H212V98H211ZM217 99L219 100V98H216V97H215V100H217ZM225 99H226V98H225ZM227 99L229 100V98H227ZM230 99H232V97H231ZM33 100H34V99H33ZM89 100H90V99H89ZM102 100H103V99H102ZM122 100H123V99H122ZM122 100H121V101H122ZM169 100H170V99H169ZM169 100H168V101H169ZM176 100H178V99H176ZM1 101H2V100H1ZM21 101H22V100H21ZM48 101H49L50 103H49ZM57 101L60 102L61 100H60V99H59V100H55V102H57ZM75 101H76V100H75ZM90 101H91V100H90ZM90 101H89V103H90ZM207 101H208V100H206V102H207ZM222 101H223V100H222ZM226 101H227V100H226ZM230 101H231V100H230ZM232 101H233V100H232ZM250 101H251L253 104L251 103V105H249ZM263 101H264V97H263ZM23 102L25 103V102H27V100H26V101H23ZM42 102H43V104L40 105V107L42 106L43 109H44V107H46V106H47L46 108H48V107H49V106H48L49 104H50V106H51V102H52V105H54V104H53L54 102H53L52 99H50V98H48L47 101L44 99V101L42 100ZM72 102H73V101H72ZM76 102H77V101H76ZM78 102H79V101H78ZM91 102H92V101H91ZM96 102H97V101H96ZM101 102H102V101H101ZM105 102H106V100H105ZM118 102H119V101H118ZM124 102H127V101H124ZM178 102H179V104H180V101H178ZM178 102H177V103H178ZM191 102H192V100H191ZM211 102H213V101H211ZM39 103H40V102H39ZM57 103H58V102H57ZM92 103H93V102H92ZM94 103H95V101H94ZM114 103H115V101H114ZM114 103H113V104H114ZM116 103H117V102H116ZM119 103H120V102H119ZM122 103H123V101H122ZM122 103H121V104H122ZM135 103H136V102H135ZM172 103H173V101H172ZM175 103H176V102H175ZM213 103H214V102H213ZM218 103H219V102L217 101V104H218ZM223 103H225V102H223ZM223 103H222V104H223ZM255 103H256V102H255ZM36 104H37V103H36ZM36 104H35V105H36ZM90 104H91V103H90ZM127 104H128V103H127ZM215 104H216V102H215ZM222 104H221V105H222ZM20 105H21V104H20ZM23 105H24V104H23ZM43 105H44V107H43ZM73 105H74V103H73ZM97 105H98V104H97ZM100 105H101V104H100ZM111 105H112V104H111ZM119 105H120V104H119ZM136 105H137V104H136ZM211 105L213 106L214 104H211ZM218 105H219V104H218ZM218 105H216V106H217L218 108H220V109H219L220 112H221V109H225V106L230 107L229 105H225V106L223 105L224 107H220L221 105H220V106H218ZM255 105H257V104H255ZM32 106H33V105H32ZM38 106H39V104H38ZM60 106H61V105H60ZM60 106H58V107H60ZM101 106H102V105H101ZM130 106H132V105H131V102H130ZM133 106H134V105H133ZM142 106H143V105H142ZM151 106H152V105H151ZM212 106H210V107L213 108ZM214 106H215V105H214ZM216 106H215V107H216ZM51 107L54 108V106H51ZM95 107H97V106L95 105ZM146 107H147V106H146ZM149 107H150V105H149ZM217 107H216V108H217ZM228 107H226V108H228ZM233 107H234V106H233ZM233 107H232V108H233ZM20 108H21V107H20ZM34 108H35V107H34ZM38 108H39V107H38ZM38 108H37V109H38ZM93 108H94V107H93ZM126 108H127V107H126ZM211 108H210V110H211ZM216 108H215V109H216ZM218 108H217V110H218ZM235 108H236V107H235ZM59 109H60V108H58V110H59ZM72 109H73V108H72ZM127 109H128V108H127ZM144 109H145V108H144ZM156 109H158V107H155V111H156ZM161 109H162V108H161ZM215 109H214V110H215ZM262 109H264V108H262ZM38 110H40V109H38ZM51 110H52V109H51ZM51 110H50V107H49V108H48V112H51ZM69 110H70V109H69ZM150 110H152V112H153V109L150 108ZM163 110H164V109H163ZM165 110H166V109H165ZM217 110H215V112L213 111V114H214V113L217 114V113H218V112L216 113ZM231 110H232V109H231ZM0 111H1V110H0ZM2 111H4V109H3ZM33 111L35 112L36 110L34 109ZM73 111H74V109H73ZM73 111H72V112H73ZM76 111H77V110H76ZM148 111H149V110H148ZM155 111H154V112H155ZM167 111H168V110H167ZM171 111H172V110H171ZM187 111H188V109H187ZM204 111H205V110H204ZM211 111H212V110H211ZM226 111H227V110H226ZM66 112H67V111H66ZM163 112H164V111H163ZM208 112H209V110H208ZM235 112H236V111H234V113H233V111H232L233 114H235ZM262 112H263V111H262ZM37 113H38V111H37ZM37 113L35 112L36 115H37ZM137 113H138V112H137ZM165 113H166V112H165ZM167 113H168V112H167ZM197 113H198V112H197ZM206 113H207V112H206ZM232 113H231V114H232ZM42 114H43V113H42ZM63 114H64V113H63ZM199 114H201V112H200ZM208 114H209V113H208ZM218 114H219V113H218ZM236 114H238V113L236 112ZM141 115H142V114H141ZM169 115H170V114H169ZM177 115H178V114H177ZM192 115H193V114H192ZM203 115H204V114H203ZM227 115H228V114H227ZM8 116H10V115H8ZM58 116H59V115H58ZM60 116H61V114H60ZM189 116H190V115H189ZM197 116L200 117L199 115H197ZM205 116H206V114H205ZM205 116H202V115H201V118H202V117L204 118V119L202 118V119H203V120H202L203 126L205 127L206 125L208 126V124H210V123H214L213 126H215V127L217 128V125H216V124H219L218 121H219L221 118L219 117V120H217V118H216V119H215V120L217 121V123H216V122H214V119L211 118V117H213V116H210V115H209L210 117H209V116H208V117H205ZM220 116H221V115H220ZM222 116H223V115H222ZM228 116H229V115H228ZM233 116H234V115H233ZM233 116H232V117H233ZM235 116H236V115H235ZM241 116H242V115H241ZM256 116H257V115H256ZM34 117H35V116H34ZM61 117H62V116H61ZM140 117H141V116H140ZM142 117H145V116H142ZM165 117H166V115H165ZM180 117H181V116H180ZM193 117H194V116H193ZM238 117H240V116H238ZM238 117H237V118H238ZM248 117H249V115L246 116V118H248ZM260 117L263 118V117H264V114H262V115H261V113L259 114V118H257V119L259 120L258 123L261 121ZM35 118H36V117H35ZM109 118H110V116H109ZM109 118H108V119H109ZM188 118H190V117H188ZM196 118H197V117H196ZM214 118H215V116H214ZM223 118H224V117H223ZM223 118H222V119H223ZM233 118H235L236 121L238 120L236 117H233ZM243 118H244V117H242V118L240 117L239 120L241 121V119H242V121H243ZM33 119H34V118H33ZM95 119H96V118H95ZM191 119H192V117H191ZM194 119H195V117H194ZM194 119H193V120H194ZM244 119H245V118H244ZM254 119H252V118L249 119V120H250L249 122H253V123H254V121H255V123H257V120H254ZM11 120H12V119H10V121H11ZM23 120H25V119L22 118L21 121H23ZM38 120H39V119H38ZM41 120H42V119H41ZM43 120H44V119H43ZM167 120H168V119H167ZM193 120H192L191 122L194 123V121H195L196 119H195L194 121H193ZM197 120H198V119H197ZM223 120H224V119H223ZM223 120H222V121H223ZM225 120H226V117H225ZM227 120H228V119H227ZM227 120H226V121H227ZM251 120H252V121H251ZM26 121H27V120H26ZM34 121H35V120H34ZM34 121H33V122H34ZM51 121H52V120H51ZM51 121H50V122H51ZM58 121H59V120H58ZM102 121H103V123H105V121H104L103 119H102ZM140 121H141V120H140ZM143 121H144V120H143ZM198 121L200 122V120H198ZM228 121H229V120H228ZM228 121H227V122H228ZM233 121H234V119H233ZM233 121H232V123H234ZM242 121H241V122H242ZM38 122H39V121H38ZM38 122H37V123H38ZM61 122H62V121H61ZM64 122H65V121H64ZM100 122H101V121H100ZM191 122H190V123H191ZM227 122H226V123H227ZM229 122H230V121H229ZM229 122H228V123H229ZM241 122H240V124H238V123H237V124H238V125H241V126H240L241 129H240V128H239V129H240V131L242 130V133H244L245 131L243 132L244 129L242 128V126L245 127V128H246V126L243 125V122H242V124H241ZM244 122H245V121H244ZM261 122H262V121H261ZM263 122H264V118H263ZM11 123H12V121H11ZM19 123H20V122H19ZM31 123H32V122H31ZM37 123H35V124H37ZM56 123H57V122H56ZM130 123H131V122H130ZM134 123H135V122H134ZM186 123H187V122H186ZM195 123H197V122H195ZM232 123H231V124H232ZM12 124H13V123H12ZM15 124H16V123H15ZM15 124H14V125H15ZM54 124H55V123H54ZM70 124H71V123H70ZM135 124H136V123H135ZM143 124H144V123H143ZM188 124H189V123H188ZM188 124H187V125H188ZM222 124H224V123H222ZM237 124H235V125L238 126ZM259 124H260V123H259ZM17 125H18V124H17ZM72 125H73V124H72ZM100 125H102V124H100ZM182 125H183V124H182ZM187 125L184 126V127H185L184 132H185L186 130H187V132H188V129H190V131H192V130H191V127H188L189 125H188V126H187ZM232 125H233V124H232ZM245 125H247V124H245ZM251 125H253V124H250V123H249V126H251ZM263 125H264V123H262V126H263ZM1 126H4V125H1ZM9 126H10V128H11V125H9ZM31 126H32V124H31ZM48 126H49V125H47V128H48ZM60 126H61V125H60ZM62 126H63V125H62ZM66 126H67V125H66ZM73 126H75V125H73ZM180 126H181V125H180ZM186 126H187V127H186ZM201 126H202V125H201ZM220 126H221V124H219V127H220ZM258 126H259V125H258ZM23 127H24V126H23ZM26 127H27V125H26ZM118 127H120V125H119ZM148 127H149V125H148ZM150 127H151V126H150ZM204 127H203V128H204ZM208 127H210V126H208ZM215 127H214V128H215ZM226 127H227V126H226ZM5 128H6V127H5ZM21 128H22V127H21ZM30 128H32V127H30ZM33 128H34V125H33ZM56 128L58 129V127H56ZM61 128H62V127H61ZM65 128H66V127H65ZM65 128H64V129H65ZM72 128H73V127H72ZM126 128H127V126H126ZM182 128H183V127H182ZM187 128H188V129H187ZM198 128H200V127H198ZM237 128H238V127H237ZM260 128H261V127H259V129H260ZM1 129H2V128H1ZM22 129L24 130L25 128H22ZM48 129H50V128H48ZM62 129H63V128H62ZM91 129H92V128H91ZM177 129H178V128H177ZM210 129H211V128H210ZM239 129H237V130H239ZM248 129H249V128H248ZM250 129H251V128H250ZM254 129H255V128H254ZM261 129H262V128H261ZM9 130L12 131L11 129H9ZM15 130H17V128H16ZM15 130H13V131H15ZM20 130H21V129H18V131H20ZM26 130H27V129H26ZM35 130H37V129H35ZM60 130H61V129H60ZM92 130H93V129H92ZM128 130H129V128H128ZM143 130H145V129H143ZM165 130H166V129H165ZM181 130H182V129H181ZM207 130H209V129H207ZM207 130H205V131H207ZM232 130H233V129H232ZM234 130H235V129H234ZM237 130H236V131H237ZM252 130H253V129H252ZM10 131H8V132H10ZM13 131L9 134V135H10V138H12L13 134L16 133V132L13 133ZM21 131H22V130H21ZM21 131L19 132L20 134H21ZM38 131H39V130H38ZM71 131H72V130H70V133H71ZM75 131H76V130H75ZM133 131H134V130H133ZM136 131H137V130H136ZM136 131H134V132H136ZM140 131H141V129H140L139 131H137V133L140 132ZM210 131H211V130H210ZM246 131H248V133H249L250 130H247V129H246ZM254 131H255V133H256V129H255ZM259 131H261V130H259ZM0 132H1V131H0ZM4 132H6V131H4ZM23 132H24V131H23ZM32 132H33V131H32ZM36 132H37V131H34V134H35ZM47 132H48V130H47ZM60 132H62V131H60ZM77 132H78V131H77ZM91 132H92V131H91ZM94 132H96V131L94 130ZM128 132H130V131H128ZM151 132H155V131H151ZM221 132H222V131H221ZM225 132H226V131H225ZM228 132H229V131H228ZM257 132H258V131H257ZM261 132H262V131H261ZM261 132H260L259 134H262L264 131H263L262 133H261ZM43 133H44V132H43ZM62 133H63V132H62ZM142 133H144V132H141V136H142ZM148 133H149V132H148ZM148 133H147V134H148ZM178 133H179V132H178ZM192 133H193V132H192ZM215 133H216V132H215ZM223 133H224V132H223ZM233 133H234V132H233ZM250 133H251V132H250ZM255 133L252 134L253 137H255ZM0 134H1V133H0ZM5 134H6V133H5ZM16 134H17V133H16ZM20 134H18V135H20ZM24 134H25V135H24ZM24 134L22 133L23 136H26V133H24ZM76 134H77V133H76ZM139 134H140V133H139ZM147 134H146V135H147ZM185 134H186V133H185ZM185 134H184V135H185ZM195 134H196V133H195ZM213 134H214V132H213ZM216 134L219 135V132L216 133ZM221 134H222V133H221ZM227 134H228V133H227ZM240 134H241V133H240ZM240 134H239V135H240ZM245 134H247V133H245ZM2 135H3V134H1V136H2ZM35 135H36V134H35ZM43 135H44V134H43ZM57 135H58V134H57ZM59 135H61V133H59ZM130 135H131V134H130ZM146 135L144 134L143 136H146ZM179 135H180V134H179ZM190 135H191V134L188 135V136H189V137H187L188 139L191 138ZM218 135H217V136H218ZM229 135H230V134H229ZM243 135H244V134H243ZM247 135L250 136L249 134H247ZM263 135H264V133H263ZM41 136H42V135H41ZM61 136H63V134H62ZM66 136H67V135H66ZM66 136H65V137H66ZM74 136H75V135L72 134L71 137L73 138ZM77 136H78V134H77ZM134 136H135V134H134ZM139 136H140V135H139ZM148 136H149V135H148ZM185 136H186V135H185ZM185 136H184V137H185ZM192 136H193V135H192ZM196 136H197V135H196ZM211 136H212V135H211ZM240 136H242V135H240ZM15 137H16V136H15ZM28 137H29V136H28ZM28 137H27V139H29ZM56 137H58V136H56ZM68 137H69V135H68ZM175 137H176V135H175ZM181 137H183V136H181ZM213 137H214V136H212V139H213ZM226 137H227V136H226ZM236 137H238V136H235V139H237ZM258 137H259L258 135H257V139H256V138L253 139V138H251V136L249 137V138L252 139V140L249 139V140L251 141V143L256 142V144H255V143H253L252 145L250 144L251 146H253V147H252L253 149L251 148V146L249 147V150H251V151H247V153L249 152V155H248V154H245V152L243 153V155H248V156H250V158H248V159H254V158H255L254 155H256L257 158H258L259 155H262V153H264V152H263L264 150H263V151L261 150V149H264V136H263V137H259V138H258ZM6 138L8 139V136H7ZM6 138H4V139L6 140ZM37 138H39V136H37ZM58 138H59V137H58ZM62 138H63V137H61L60 140H59L60 143H61V139H62ZM72 138L69 137V139L73 140ZM117 138H119V136H118ZM187 138L185 139L186 142H187ZM215 138H216V137H215ZM244 138H245V136H244ZM247 138H248V137H247ZM27 139H26V140H27ZM30 139H31V137H30ZM42 139H45L44 136H42ZM48 139H49V137H48ZM54 139H55V138H54ZM64 139H65V138H64ZM66 139H67V138H66ZM119 139H120V138H119ZM135 139H136V138H135ZM140 139H141V138H140ZM179 139H180V138H179ZM191 139H193L194 143H197V142L194 140L195 138L192 137ZM224 139H225V138H224ZM1 140H2V138H1ZM22 140H23V139H22ZM26 140H25V141H26ZM49 140H50V139H49ZM56 140H57V139H56ZM78 140H79V138H78ZM142 140H144V139L142 138ZM182 140H183V139H182ZM241 140H244V139H242V137H241L240 141H241ZM246 140H247V139H246ZM6 141H7V140H6ZM32 141H34V140H32ZM32 141H31V142H32ZM41 141H43V140H41ZM44 141H45V140H44ZM52 141H53V140H52ZM57 141H58V140H57ZM57 141H56V143H54L55 141L52 142V143H54V145H55V144H58L59 142H57ZM69 141H70V140H69ZM69 141H68V142H69ZM79 141H80V140H79ZM79 141H77V144H78ZM126 141H127V140H126ZM133 141H134V140H133ZM138 141L140 142V140H138ZM138 141L136 140V142H138ZM209 141H210V140L208 139V142H209ZM235 141H236V140H235ZM240 141H238V139H237V142L240 143ZM26 142L28 143V145L26 144L27 146H25L26 148L23 146V147L25 148V150H26L27 148H28V149H32V148H37V147H38V146L34 147L35 145H33V144H31V145H32V147H31V146L29 145V144H30L29 140H27ZM26 142H25V143H26ZM45 142H47V144L49 143V142L47 141V139H46ZM62 142H64V140H63ZM66 142H67V141H66ZM68 142H67V143H68ZM75 142H76V141H75ZM139 142H138V143H139ZM180 142H181V141H180ZM208 142H207V144H208ZM210 142H211V141H210ZM213 142H215V140L212 141V143H210L211 145H209V146H211V149L216 148V147H217V144L219 143V142L216 143V147H214ZM232 142H234V141H231L230 139L227 140V138H226V140H224V146H226L227 149H228V148L231 149V148H233V147L231 146ZM237 142H236V143H237ZM248 142H249V141H248ZM248 142H247V143H248ZM0 143H3V142L0 141ZM40 143L43 144V142H40ZM40 143H39V144H40ZM120 143H121V142H120ZM127 143H128V142H127ZM174 143H175V142H174ZM178 143H179V142H177V144H178ZM183 143H184V140H183ZM187 143H189V141H188ZM190 143H191V142H190ZM192 143H193V142H192ZM194 143H193V144H194ZM221 143H222V140H221ZM221 143H219V144L222 145ZM234 143H235V142H234ZM239 143L236 144V146H237V145H240L242 142H241L240 144H239ZM249 143H250V142H249ZM39 144H38V145H39ZM47 144H46V145H47ZM62 144H64V143H62ZM133 144H134V143H133ZM177 144H176V145H177ZM193 144H191L192 147H193ZM199 144H200V143H199ZM199 144L197 143V148L199 147V149H200L201 146H198ZM43 145H44V144H43ZM54 145H53V146H54ZM58 145H59V144H58ZM128 145H129V144H128ZM185 145H186V144H185ZM201 145H202V144H201ZM212 145H213V146H212ZM232 145H233V144H232ZM243 145H244V144H243ZM255 145H256V146H257V145H258V146L260 145V146H263V147H261L260 149H258L259 147H258V146H257L258 148H257V147H254ZM2 146H3V148H4V147H6V148H4V150H2V151H1V149H0V163H2L4 160H6V158L8 159L9 154H11V153H10V152H11L10 150L14 148V147L12 148L11 145H9L11 148H9V146L7 147L5 142H4V144H3ZM2 146H0V148H1ZM51 146H52V145H51ZM51 146H50V147H51ZM60 146H62V145H59V147H60ZM67 146H68V145H67ZM67 146H66V147H67ZM124 146H127V145H124ZM133 146H134V145H133ZM177 146H178V145H177ZM179 146H180V145H179ZM202 146H203V145H202ZM218 146H219V145H218ZM228 146H229V147H228ZM234 146H235V145H234ZM42 147H43V146L40 145V150H41ZM57 147H58V146H57ZM131 147H132V146H131ZM194 147H196V144H194ZM219 147H220V146H219ZM221 147H222V146H221ZM239 147H240V146H239ZM239 147H238V148H239ZM241 147H242V144H241ZM3 148H2V149H3ZM51 148H53V147H51ZM62 148H63V146H62ZM85 148H86V147H85ZM175 148H176V147H175ZM185 148H187V146H185ZM188 148H189V147H188ZM208 148H209V147H208ZM224 148H225V147H224ZM235 148H236V147H235ZM245 148H246V146H245ZM28 149L24 152V156H25V158H26L27 160H28V158H30V156H31L30 154H32ZM37 149L39 150V148H37ZM60 149H61V148H60ZM173 149H174V148H173ZM181 149H182V148H181ZM191 149H192V148H191ZM43 150H44V149H43ZM126 150H127V147H126ZM201 150H202V149H201ZM221 150H223V149H221ZM228 150H229V149H228ZM236 150H237V149H236ZM241 150H242V149H241ZM241 150H240V152H241ZM252 150H255V151H257V152H258V150H259V152H258L259 154H258L257 152H254V151L252 152ZM260 150L262 151V153H261ZM20 151H21V150H20ZM23 151H24V149H23ZM47 151H48V150H47ZM51 151H52V150H51ZM59 151H60V150H59ZM129 151H130V150H129ZM132 151H133V150H132ZM143 151H144V150H143ZM182 151H183V150H182ZM192 151L196 153V151H194L193 149H192ZM199 151H200V150H199ZM213 151H214V150H213ZM15 152H18V151H15ZM29 152H30V153H29ZM32 152H33V150H32ZM41 152H43V151H41ZM44 152H45V151H44ZM48 152H49V151H48ZM85 152H86V151H85ZM171 152H172V151H171ZM177 152H178V151H177ZM177 152H176V153H177ZM179 152H180V149H179ZM185 152H186V151H185ZM189 152H190V151H189ZM235 152H236V151H235ZM235 152L232 151V153H234V154H235ZM237 152H239V151L237 150ZM22 153H23V152H22ZM45 153H46V152H45ZM61 153H62V152H61ZM64 153H65V152H64ZM106 153H107V152H106ZM137 153H138V152H137ZM144 153H145V152H144ZM195 153H194V154H195ZM202 153H203V152H200V154H202ZM224 153H225V151H224ZM232 153H231V154H232ZM253 153H254V154H253ZM15 154H16V153H15ZM15 154H13V157H14ZM39 154H40V153H39ZM41 154H42V153H41ZM53 154H54V153H53ZM174 154H175V153H174ZM197 154L199 155V152H198ZM234 154H233V155H234ZM17 155H18V153H17ZM20 155H22V154H20ZM36 155H37V154H36ZM36 155H35V157H36ZM44 155L46 156V154H44ZM47 155H48V153H47ZM80 155H81V154H80ZM136 155H137V154H136ZM140 155H141V154H140ZM149 155H150V154H149ZM178 155H179V154H178ZM225 155H227V154H225ZM225 155H222L221 157H224V158H225ZM7 156H8V157H7ZM45 156H44V157H45ZM116 156H117V154H116ZM145 156H147V155H145ZM166 156H169V155H166ZM179 156H180V155H179ZM181 156H182V155H181ZM185 156H186V155H185ZM210 156H211V155H210ZM210 156H209V157H210ZM214 156H215V155H214ZM239 156H240V155H239ZM251 156H254V158H253V157L251 158ZM263 156H264V155H263ZM22 157H23V156H22ZM33 157H34V156H32V158H33ZM37 157H40V156H37ZM46 157H48V156H46ZM54 157H55V156H54ZM110 157H111V158H114V157H115V154H111ZM159 157H160V156H159ZM161 157H162V156H161ZM161 157H160V158H161ZM164 157H165V156H164ZM194 157H195V156H194ZM202 157H203V156H202ZM205 157H206V156H205ZM211 157H212V156H211ZM229 157H230V156H229ZM261 157H262V156H261ZM261 157H260L259 160L256 158V161H258V162H257L258 164H259V161L262 160ZM18 158H19V157H18ZM23 158H24V157H23ZM23 158H22V160H23ZM32 158H31V159H32ZM40 158H41V157H40ZM42 158H43V157H42ZM81 158H82V157H81ZM184 158H185V157H184ZM206 158H207V157H206ZM224 158H223V159H224ZM244 158H245V160H246L247 156H245ZM12 159H13V158H12ZM19 159H20V158H19ZM37 159H38V158H37ZM43 159H44V158H43ZM51 159H54V158H51ZM55 159H56V158H55ZM83 159H84V158H83ZM120 159H122V157H120ZM164 159H165V158H164ZM195 159H196V158H195ZM197 159H198V157H197ZM199 159H200V158H199ZM213 159H215V157H213ZM219 159H220V157H219ZM219 159H218V160H219ZM230 159H231V158H229V160H230ZM44 160H45V159H44ZM153 160H154V159H153ZM204 160H205V159L203 158V161H204ZM218 160H216V161H218ZM254 160H255V159H254ZM254 160H253L252 162H250L251 165H252V163L254 162ZM263 160H264V159H263ZM30 161H31V160H30ZM33 161H34V159H33ZM38 161H39V160H38ZM40 161H41V159H40ZM40 161H39V162H40ZM45 161H46V160H45ZM47 161H48V160H47ZM47 161H46V162L43 161V162L46 163V165L48 166L49 161H48V162H47ZM50 161H51V160H50ZM54 161H55V160H54ZM115 161H117V160H115ZM179 161H183V159H182V160L179 159ZM184 161H185V160H184ZM199 161H201V160H199ZM203 161H202V162H203ZM212 161H213V160H212ZM219 161H220V160H219ZM219 161H218V162H219ZM225 161H226V160H225ZM243 161H244V160H243ZM250 161H251V160H250ZM256 161L254 162V164L256 163ZM4 162H5V161H4ZM20 162H21V161H20ZM26 162H27V161H26ZM26 162H25V163H26ZM39 162H38V163H39ZM55 162H56V161H55ZM60 162H61V161H60ZM138 162H139V161H138ZM151 162H152V160H151ZM156 162H157V161H156ZM185 162H186V161H185ZM226 162H227V161H226ZM244 162H245V161H244ZM30 163H31V162H30ZM36 163H37V162H36ZM44 163H43V165H44ZM53 163H54V162H53ZM53 163H52V164H53ZM73 163H74V162H73ZM112 163H113V161H112ZM116 163H117V162H116ZM139 163H140V162H139ZM141 163H142V162H141ZM203 163H204V162H203ZM206 163H207V162H206ZM219 163H220V162H219ZM228 163H229V162H228ZM250 163H248V164H250ZM257 163H256V164H257ZM261 163H262V162H261ZM261 163H260V164H261ZM5 164H6V163H5ZM41 164H42V163H41ZM62 164H63V163H62ZM68 164H69V163H68ZM68 164H67L66 166L69 167L70 165H68ZM113 164H115V163H113ZM113 164H112V165H113ZM143 164H144V163H143ZM208 164H209V163H208ZM254 164H253V165H254ZM3 165H4V164H3ZM10 165H11V164H10ZM10 165H9L10 168L8 167V169H6V170H9V169L11 170V169H13V167H11ZM46 165L44 166V168L42 167V169L39 168L38 171H41V170H42V171L45 172V169L47 168ZM53 165H54V164H53ZM58 165H59V164H58ZM64 165H65V164H64ZM115 165H116V164H115ZM147 165H148V164H147ZM150 165H151V164H150ZM150 165H149V166H150ZM158 165H159V164H158ZM192 165H193V164H192ZM251 165H250V166H251ZM0 166H1V165H0ZM25 166H27V165H25ZM37 166H38V164H37ZM41 166H42V165H41ZM54 166H55V168H56V165H54ZM71 166H72V164H71ZM75 166H77V165H75ZM139 166H140V164H139ZM194 166H195V164H194ZM214 166H215V165H214ZM246 166H247V165H246ZM260 166H261V165H260ZM6 167H7V166H6ZM27 167H28V166H27ZM39 167H40V166H39ZM45 167H46V168H45ZM48 167H51V165H49ZM58 167H59V166H57V168H58ZM68 167H67V168H68ZM143 167H144V166H143ZM145 167H146V166H145ZM155 167H156V166H155ZM195 167H196V166H195ZM197 167H198V166H197ZM230 167H231V166H230ZM243 167H244V166H243ZM248 167H249V166H247V168H248ZM4 168H5V167H4ZM51 168L54 169L53 167H51ZM60 168H61V167H60ZM67 168H61V170H62V169H63V170H64V169L67 170ZM76 168H77V167H76ZM148 168H151V167H148ZM198 168H199V167H198ZM255 168L258 169V167H254V169H255ZM31 169H32V168H31ZM49 169H50V168H49ZM68 169H69V168H68ZM70 169H71V167H70ZM70 169H69V170H70ZM132 169H133V168H132ZM195 169H196V168H195ZM243 169H244V168H243ZM252 169H253V168H252ZM252 169H251V171H252ZM257 169H256V171H254V172H257L256 174L259 173V172L257 171ZM135 170H136V169H135ZM190 170H191V169H190ZM196 170H197V169H196ZM2 171H4V170H2ZM11 171H12V170H11ZM22 171H23V170H22ZM36 171H37V170H36ZM36 171L33 170V173H32V174H34V175H32V178H31V177L28 178V176H26V178L23 179L26 183H29V184H30V185L28 184L29 186L33 185L34 181H36V180H38V182H41V180H40V179H37V178H38V177H41V179H42V178H43L42 175L44 176L45 179L47 178V176H45V173H44V172H40V174H39V176H38V171H37V172H36ZM50 171H51V170H50ZM52 171H54V170H52ZM70 171H71V170H70ZM70 171H68V172L71 173ZM75 171H77V170H75ZM133 171H134V170H133ZM149 171H150V170H149ZM154 171H155V170H154ZM168 171H169V170H168ZM171 171H172V170H171ZM175 171H178V170H175ZM197 171H198V170H197ZM205 171H206V170H205ZM205 171H204V172H205ZM46 172L49 173V171H47V170H46ZM59 172H60V171H59ZM152 172H153V171H152ZM163 172H164V171H163ZM163 172H162V173H163ZM233 172L235 173V171H233ZM241 172H242V171H241ZM245 172H246V171H245ZM247 172H248V171H247ZM249 172H250V170H249ZM254 172H253V173H254ZM13 173H14V172H13ZM16 173H17V172H16ZM20 173H21V172H20ZM20 173H19V174H20ZM55 173H56V172H55ZM66 173H67V171H66ZM73 173H74V172H73ZM80 173H82V172H80ZM86 173H87V171H86ZM174 173H175V172H174ZM202 173H203V172H202ZM21 174H23V172H22ZM29 174H30V173H29ZM29 174H28V175H29ZM78 174H79V173H78ZM141 174H142V173H140V175H141ZM151 174H152V173H151ZM151 174L149 173L150 176H151ZM198 174H199V172H198ZM242 174H243V173H242ZM246 174H248V173H246ZM246 174H245V176H246ZM4 175H5V174H4ZM17 175H18V174H17ZM17 175H16V176H17ZM24 175H25V174H24ZM35 175H36V176H35ZM70 175H71V174H70ZM80 175H81V174H80ZM80 175H79V176H80ZM97 175H98V174H97ZM122 175H123V174H122ZM140 175H138V177H139ZM170 175H171V174H170ZM229 175H230V174H229ZM234 175H235V174H234ZM237 175H238V174H237ZM249 175H250V173L248 174V176H249ZM253 175H254V174H252V177H253ZM8 176H9V175H8ZM16 176H15V178L18 177V176H17V177H16ZM20 176H21V175H20ZM30 176H31V175H30ZM33 176H34V178H33ZM53 176H55V174H54ZM65 176H66V175H65ZM65 176H64V177H65ZM71 176H72V175H71ZM75 176H76V178L78 177V175H75ZM154 176H161V173H156V175H154ZM194 176H195V175H194ZM217 176H218V175H217ZM219 176H220V175H219ZM219 176H218V177H219ZM232 176H233V175L231 174V177H232ZM248 176H247V177H248ZM256 176H257V175H255L254 177L256 178ZM258 176H259V175H258ZM1 177H2V176H1ZM48 177H49V176H48ZM73 177H74V176H73ZM86 177H87V176H86ZM120 177H121V176H120ZM129 177H130V176H129ZM151 177H152V176H151ZM162 177H163V176H162ZM178 177H179V176H178ZM188 177H189V176H188ZM202 177H203V176H202ZM206 177L208 178L209 176H206ZM218 177H217V179H219ZM227 177H228V176H227ZM227 177H226V178H227ZM239 177H240V175H239ZM239 177H238V178H239ZM261 177H262V176H261ZM19 178H20V177H19ZM35 178H36V180H35ZM52 178H53V177H52ZM94 178H96V177H94ZM130 178H131V177H130ZM148 178H149V177H148ZM153 178H154V177H153ZM156 178H157V177H156ZM165 178H167V177H165ZM170 178H171V176H170ZM172 178L174 179L173 176H172ZM203 178H205V174H204V177H203ZM203 178H202V179H203ZM209 178H210V177H209ZM224 178H225V177H224ZM228 178H229V177H228ZM232 178L235 179L234 177H232ZM241 178L243 179L244 177H241ZM11 179H13V178L11 177ZM45 179H44V180H45ZM71 179H72V178H71ZM78 179H79V178H78ZM78 179H77V181H78ZM134 179H135V178H134ZM144 179H145V178H144ZM162 179H163V178H162ZM167 179H169V178H167ZM173 179H172V180H173ZM175 179H177V178H175ZM179 179H180V178H179ZM251 179H252V178H251ZM251 179H248V180H251ZM257 179H258V178H257ZM0 180H2V179H0ZM5 180H6V179H5ZM13 180H14V179H13ZM13 180H12V181H13ZM39 180H40V181H39ZM48 180H50V178H48ZM48 180L46 179L45 181H48ZM66 180H67V179H66ZM73 180H74V179H73ZM82 180H83V179H82ZM84 180H85V179H84ZM121 180H122V179H121ZM136 180H137V178H136ZM136 180H135V181H136ZM147 180H148V179H147ZM155 180H156V179H154V183H155ZM159 180H161V178H160ZM159 180H158V181H159ZM172 180H171V181H172ZM207 180H208V179H207ZM212 180H213V179H212ZM240 180H241V179H240ZM243 180H246V177H245V179H243ZM252 180H254V179H252ZM16 181H17V180H16ZM18 181H20V180L18 179ZM68 181H70V179H69ZM75 181H76V179H75ZM148 181H149V180H148ZM158 181H157V182H158ZM162 181H163V180H162ZM168 181H169V180H168ZM177 181H178V180H177ZM208 181H209V180H208ZM223 181H224V179H223ZM228 181H229V179H228ZM233 181H236V179L233 180ZM48 182H49V181H48ZM78 182H79V181H78ZM78 182H77V183H78ZM80 182H82V181H80ZM80 182H79V184H80ZM89 182H90V181H89ZM89 182H88V183H89ZM150 182H151V185H153V183H152L153 181H149V183H150ZM213 182H214V180H213ZM218 182L220 183V181H217V182H214V183L216 184V183H218ZM229 182H230V181H229ZM231 182H232V181H231ZM236 182H237V181H236ZM8 183H9V181H8ZM26 183H25V184H26ZM44 183H45V182H44ZM44 183L42 182L41 184H44ZM72 183L74 184V181H73ZM82 183H83V182H82ZM120 183H121V182H120ZM127 183H128V182H127ZM143 183H144V182H143ZM166 183H167V182H166ZM208 183H209V182H208ZM241 183H243V184L245 185L246 182H245V181H240V184H241ZM250 183H251V182H250ZM250 183L248 182L247 184L250 185ZM253 183H254V182H253ZM145 184H146V183H145ZM221 184L223 185V183H221ZM234 184H235V182H234ZM236 184H237V183H236ZM236 184H235V186H234V189H235L236 186L238 187V185H236ZM243 184H241L242 186H240L241 189H242V187L244 186ZM247 184H246V185H247ZM76 185H77V184H76ZM82 185H83V184H82ZM125 185H126V184H125ZM151 185H150V186H151ZM203 185H204V184H203ZM207 185H208V184H207ZM217 185H218V184H217ZM217 185H216V186H217ZM224 185H226V184H224ZM227 185H228V184H227ZM249 185H248V186H249ZM253 185H254V184H253ZM255 185H256V184H255ZM258 185H259V183H258ZM258 185H257V187L260 188V186H258ZM3 186H4V185H3ZM34 186L37 187V185H35V184H34ZM38 186H39V185H38ZM46 186H47V185H46ZM70 186H71L70 188H76L75 185H74V186H73V185H70ZM72 186H73V187H72ZM139 186H140V185H139ZM142 186H143V185H142ZM146 186H147V184H146ZM153 186H154V185H153ZM182 186H183V185H182ZM205 186H206V185H205ZM209 186H210V185H209ZM209 186H208V187H209ZM219 186H220V185H219ZM219 186H218V188H220ZM228 186H229V185H228ZM19 187H20V186H19ZM36 187H35V188H36ZM68 187H69V186H68ZM84 187H85V185H84ZM84 187H83V188H84ZM93 187H94V186H93ZM134 187H136V186H134ZM162 187H163V186H162ZM165 187H166V186H165ZM165 187H163V189H165ZM202 187H203V186H202ZM222 187H223V186H222ZM230 187H231V186H230ZM245 187H246V186H245ZM21 188H22V187H21ZM21 188H20V189H21ZM48 188H49V187H48ZM51 188H52V187H51ZM51 188H50V189H51ZM70 188H69V190H70V191H69V194L66 193V194H68V195H67V197H65V200H67L68 197H69L70 195H72L71 197H73V193H74V190H75V189H70ZM140 188H141V187H140ZM140 188H139V189H140ZM144 188H145V187H144ZM166 188H167V187H166ZM180 188H181V187H180ZM228 188H229V187H228ZM232 188H233V187H232ZM258 188H257V189H258ZM261 188H262V187H261ZM22 189H24V186H23ZM28 189H29V188H28ZM45 189L47 190V188H45ZM147 189H148V188H147ZM241 189H240V192H241ZM243 189L245 190L246 188L243 187ZM251 189H252V188H251ZM251 189H250V190H246V192H247V191H252V190H254V189H252V190H251ZM1 190H2V188H1ZM39 190H40V189H39ZM80 190H82V188H81ZM83 190H84V189H83ZM111 190H112V189H111ZM115 190H116V189H115ZM144 190H145V189H144ZM144 190H143V191H144ZM151 190H152V189H151ZM206 190H207V189H206ZM208 190H209V189H208ZM212 190H213V189H212ZM244 190H243V191H244ZM255 190H256V187H255ZM6 191H7V190H6ZM43 191H45V190H43ZM52 191H53V190H52ZM61 191H62V190H61ZM67 191H68V190H67ZM67 191H66V192H67ZM75 191H76V190H75ZM77 191H78V190H77ZM77 191H76V192H77ZM93 191H94V189H93ZM143 191H140V193H141V192L143 193ZM154 191H155V190H154ZM202 191H203V190H202ZM202 191H201V192H202ZM221 191H222V190H221ZM228 191H230V190H227V192H228ZM233 191H234V190H233ZM243 191H242V192H243ZM7 192H8V191H7ZM41 192H42V191H41ZM54 192H55V191H54ZM112 192H113V191H112ZM147 192H149V191H147ZM207 192H208V191H205V193H207ZM234 192H235V194H234L233 192H231V193L234 194L235 196H238V198L241 196V195L239 196V191H238V195H236V194H237V193H236V192H237L236 189H235ZM252 192H253V191H252ZM1 193H3V192H1ZM36 193H39V192L36 191L35 194H36ZM45 193H46V191H45ZM47 193H48V192H47ZM62 193H63V192H62ZM62 193H61V194H62ZM79 193H80V192H79ZM94 193H95V192H94ZM109 193H110V192H109ZM223 193H224V192H223ZM231 193H230V194H231ZM257 193H258V192H257ZM6 194H7V193H6ZM6 194H3V195H6ZM74 194H77V193H74ZM136 194H138V193H136ZM149 194H150V193H149ZM149 194H148V195H149ZM152 194H153V193H152ZM203 194H204V193H203ZM241 194H242V193H241ZM260 194H261V193H260ZM36 195H37V194H36ZM38 195H39V194H38ZM38 195H37V198H38ZM43 195H44V194H41V196H43ZM62 195H63V194H62ZM130 195H131V194H130ZM144 195H146V191H145ZM144 195H143V196H144ZM150 195H151V194H150ZM150 195H149V196H150ZM207 195H208V193H207ZM209 195H210V193H209ZM234 195H233V197L231 196V197H232L231 201H228L229 203H226V204H225V207H227L229 210H231L233 207H235V208H233L234 211L231 210L232 213L236 212V210H237L236 207H239V206L236 204L238 198L235 197ZM258 195H259V194H258ZM261 195H262V194H261ZM14 196H15V195H14ZM14 196H13V198H15ZM41 196H40V197H41ZM50 196H53V195H50ZM50 196H49V197H50ZM57 196H58V195H57ZM143 196L140 195L139 197L142 198ZM149 196H148V197H149ZM202 196H203V195H202ZM210 196H211V195H210ZM228 196H229V195H228ZM228 196H227V197H228ZM242 196H243V195H242ZM23 197H24V196H23ZM27 197H28V196H27ZM31 197H32V196H31ZM43 197H44V196H43ZM53 197H54V196H53ZM58 197H60V196H58ZM71 197H69V198L71 199ZM123 197H126V196H123ZM135 197H136V195H135ZM139 197H138V198H139ZM206 197H208V196H206V195L203 196V198H206ZM231 197H230V198H231ZM234 197L236 198V200H235ZM253 197H254V195H253ZM255 197H257V195H256ZM37 198H36V199H37ZM51 198H52V197H51ZM66 198H67V199H66ZM73 198H74V197H73ZM73 198H72V199H73ZM76 198H77V197H76ZM129 198L131 199V197H129ZM129 198H128V199H129ZM140 198H139V199H140ZM146 198H147V196H146ZM146 198H144V199H146ZM203 198H201V196H200V201L205 200V199H203ZM214 198H215V197H214ZM230 198H229V200H230ZM26 199H28V198L25 197V200H26ZM30 199H31V198H30ZM36 199H35V200H36ZM48 199H49V198H48ZM53 199H54V201H55L57 198L54 197ZM53 199H52V200H53ZM62 199H63V196H62V198L59 199V201H57V202L55 201L56 203H55V202H54V203H55V204L60 203V200L62 201ZM72 199H71V200H72ZM74 199H75V198H74ZM82 199H83V198H82ZM123 199H124V198H123ZM135 199H137V197H136ZM139 199H137V200H139ZM196 199H197V198H195L194 201H196ZM202 199H203V200H202ZM208 199H209V198H208ZM35 200H34V201H35ZM41 200H42V199H41ZM119 200H120V199H119ZM137 200H136V201H137ZM227 200H228V199H227ZM262 200H263V199H262ZM10 201H11V200H10ZM28 201H29V200H28ZM44 201L47 202V200H44ZM44 201H43V202H44ZM49 201L51 202V199H50ZM49 201H48V202H49ZM63 201H64V200H63ZM72 201H75V200H72ZM86 201H87V200H86ZM127 201H128V200H127ZM132 201L134 202L135 200H133V198H132ZM132 201H131V203H133ZM136 201H135V202H136ZM197 201H198V200H197ZM200 201H199V204H200V206H201L200 208H202L203 203H200ZM240 201H241V199H240ZM68 202H69V199H68ZM75 202H77V201H75ZM128 202H129V201H128ZM32 203H33V201H32ZM44 203H45V202H44ZM52 203H53V201H52ZM66 203H67V202H66ZM66 203H61V204H62V206H63V204H65V205H67V204H69V203L71 204V202H69V203H67V204H66ZM73 203H74V202H73ZM123 203H124V202H123ZM126 203H127V202H126ZM204 203H205V205H206V201H205ZM230 203H231V204H230ZM50 204H51V203H50ZM70 204H69V206H72V205H70ZM75 204H76V203H75ZM75 204H74V207H76ZM133 204H134V203H133ZM133 204H131V205L134 206V205L137 204V203H135L134 205H133ZM173 204H175V203H173ZM178 204H179V203H178ZM199 204L197 203L196 205H199ZM208 204L211 205V206L214 205V209L212 208V210H215V208H216L215 206H216V205H219V204H220V206L223 205V203L217 202V199H216L215 202H214V201L212 202V200L208 201ZM208 204H207V206H208ZM31 205H32V204H31ZM78 205H79V204H78ZM128 205H129L130 208L133 209V207L130 205V203H129ZM128 205H125V206H128ZM176 205H177V204H176ZM185 205H186V204H185ZM232 205H234V206H232ZM235 205H237V206H235ZM2 206H3V205H2ZM27 206H28V205H27ZM48 206H49V205H48ZM62 206H61V207H62ZM67 206H68V205H67ZM137 206H138V205H135V207H137ZM178 206H179V205H178ZM181 206H183V204H182ZM220 206H218L217 208H219ZM228 206H230V208H229ZM231 206H232V207H231ZM240 206H241V205H240ZM57 207H60V206H57ZM61 207H60V208H61ZM64 207H65V206H64ZM64 207H63L62 211L65 209ZM107 207H108V206H107ZM129 207H128V208H129ZM135 207H134V208H135ZM172 207H173V206H172ZM190 207H191V206H190ZM208 207H209V206H208ZM22 208H23V207H22ZM47 208H48V207H47ZM60 208H58V209H60ZM137 208H138V207H137ZM194 208L197 210V208H196L195 205H194ZM198 208H199V207H198ZM205 208H206V206H205ZM217 208H216V209H217ZM260 208H261V207H260ZM49 209H50V208H49ZM56 209H57V208H56ZM67 209H68V207H67ZM72 209H74V208H72ZM79 209H80V208H79ZM135 209H136V208H135ZM171 209H172V208H171ZM171 209H170V210H171ZM179 209H180V207H179V208H174V207H173V210H172V213H174L175 211H176V212L178 211L177 214L180 213L179 211H182V210H183L181 213H184L183 215H185V216H183V215H181V213H180V215H176V216H174V218L176 217V219H174V218H173V219H174L175 223L177 224V226L184 225V224L186 225V223H188L189 221H192V220H190L191 217L188 216V214H187V212H188V210H189V206L187 207V209H185L184 207H182L180 210H179ZM195 209H193V210H195ZM208 209H209V212H210V208H208ZM223 209H225V208L223 207ZM238 209H239V208H238ZM126 210H127V209H126ZM193 210H191L192 213H193ZM201 210H203V208H202ZM201 210H200V211H201ZM206 210H207V209H206ZM229 210H228V212H229ZM261 210H262V209H261ZM49 211H50V210H49ZM57 211H59V210H57ZM127 211H129V210H127ZM216 211L218 212L219 210L217 209ZM216 211H215V212H216ZM225 211H226V210H225ZM63 212H64V211H63ZM170 212H171V211H170ZM194 212H195V211H194ZM201 212H202V211H201ZM201 212H200V216H201ZM206 212H207V211H206ZM213 212H214V211H213ZM222 212H223V210H222ZM222 212H221V213H222ZM237 212H238V215H239L240 210L237 211ZM237 212H236V214H232V215H230V217H228V218L230 219V221H231L232 219H233L232 222L234 221L235 216L237 215ZM253 212H254V211H253ZM260 212H262V211H260ZM26 213H27V212H26ZM58 213H59V212H58ZM60 213H61V212H60ZM60 213H59V214H60ZM124 213H125V212H124ZM188 213H190V212H188ZM196 213H197V212H196ZM221 213H220V214H221ZM257 213H258V212H257ZM59 214H57V213L54 212V215H56V216H58ZM119 214H120V213H119ZM175 214H176V213H175ZM198 214H199V213H198ZM203 214H204V213H203ZM203 214H202V215H203ZM215 214H216V213H215ZM217 214H218V213H217ZM228 214H229V213H227V215H228ZM263 214H264V211L262 212L261 217H262ZM12 215H13V214H12ZM61 215H62V213H61ZM61 215H60V216H61ZM122 215H123L122 217H124V216H128L127 214H126V215H125V214H122ZM240 215H241V212H240ZM240 215H239V216H240ZM256 215H257V214H256ZM15 216H16V215H15ZM164 216H165V215H164ZM166 216H168V214H166ZM172 216H173V214H172ZM197 216H198V215H197ZM197 216H196V217H197ZM217 216H218V215H217ZM242 216H243V215H242ZM242 216H241V217H242ZM254 216H255V215H254ZM258 216H260V215L258 214ZM24 217H25V216H24ZM214 217H215V216H214ZM214 217H213V218H214ZM218 217H219V216H218ZM241 217H239V218H241ZM263 217H264V216H263ZM263 217H262V218H263ZM53 218H55V219H54V221H55V220H56V217L54 216ZM59 218H60V217H58V219H59ZM75 218H76V217H75ZM78 218H81V217H78ZM78 218H77V219H78ZM125 218L128 219V217H125ZM171 218H172V217H171ZM202 218H203V217H202ZM205 218H206V217H205ZM236 218H237V217H236ZM245 218H246V217H245ZM254 218H256V220L259 219V217H254ZM10 219H12V218L10 217ZM10 219H9V220H10ZM13 219H14V218H13ZM16 219H17V218H16ZM36 219H37V218H36ZM58 219H57V220H58ZM64 219H65V217L63 216V219H59V222H61V220L64 221ZM73 219H74V218H73ZM97 219H98V218H97ZM169 219H170V217H169ZM193 219H194V218H193ZM197 219H198V218H197ZM215 219H217V218H215ZM215 219H213V221H214ZM218 219H219V218H218ZM242 219H243V218H242ZM250 219H252V217L249 218V220H250ZM37 220H38V219H37ZM40 220H42V219H40ZM70 220H71V219H70ZM94 220H95V219H94ZM112 220H113V219H112ZM114 220H115V219H114ZM119 220H120V218H119ZM123 220H124V219H123ZM165 220H167V219H165ZM195 220H196V219H195ZM236 220H238V219H236ZM243 220H244V219H243ZM256 220H253V219H252V221H256ZM263 220H264V219H263ZM6 221H7V220H6ZM10 221H12V220H10ZM54 221H52V222H54ZM138 221H139V220H138ZM167 221H168V220H167ZM169 221H170V220H169ZM169 221H168V222H169ZM201 221H202V220H201ZM205 221H206V220H204V222H205ZM213 221H212L211 223H213ZM219 221H220V219H219ZM239 221H241V220L239 219ZM244 221H245V220H244ZM257 221H259V220H257ZM14 222H15V220H14L13 223H12V224H13V227H15L14 224H18V223H19V221H18L17 223H14ZM41 222H43V221H41ZM55 222H56V221H55ZM59 222H58V223H59ZM66 222H68V221L66 220ZM69 222H70V221H69ZM103 222H105V221H103ZM165 222H166V221H164V224H161V225H165ZM170 222H172V221H170ZM202 222H203V221H202ZM204 222H203V223H204ZM232 222L229 224L230 227H227L226 230L223 229L224 231H219L218 233L222 232V236H223V234H224V236L226 235L227 238H230V239L232 238V240H233V239H236V241L238 240V242H239V239H240V238H243V237L239 236V237H240V238H239L238 235H239L240 233H239V232H236V231H235V230H236L235 228H231V226H232V224H233ZM237 222H238V221H237ZM237 222H235V223L233 224V226H234ZM261 222H262V221L260 220V222L258 223L259 226H261V224H260ZM4 223H5V221H4ZM6 223H7V222H6ZM45 223H47V222L45 221ZM58 223L56 222L55 224L53 223V225L50 224V226L47 225L46 227H47V228L50 227L52 230H54L55 227H57V228L59 227V228H60L59 230H61V229L63 230V227H64L63 224H64V223H63V224L60 223L61 225H60V224L58 225ZM127 223H128V221H127ZM141 223H142V222H141ZM161 223H163V222H161ZM197 223H199V222H197ZM239 223H240V222H239ZM250 223H252V222H250ZM254 223H257V222H254ZM69 224H70V225H69ZM69 224H67V225L71 226L72 228L74 227L76 230H77V226H79V222L76 221V220H75V221H71V223H69ZM106 224H107L106 222H105L104 224H103V223H102V224H99V225H101V228L99 227V228H100L99 230L103 229V230L107 231V228H108L109 226L107 227ZM132 224H134V223H132ZM168 224H169V223H168ZM172 224H173V223H172ZM191 224H192V227H193L194 225H196V222L192 221L189 225H191ZM213 224H217V223L215 222V223H213ZM237 224H238V223H237ZM241 224H242V229H243V228H246V226L248 225V221H246L245 223H241ZM5 225H6V224H5ZM41 225H44V224H41ZM41 225H40V226H41ZM80 225H81V224H80ZM91 225H92V224H91ZM199 225H200V224H199ZM199 225H198V226H199ZM263 225H264V223H263ZM96 226H97V225H96ZM133 226H134V225H133ZM140 226H141V225H140ZM177 226H176V228H178ZM200 226H201V225H200ZM236 226H237V225H236ZM236 226H235V227H236ZM249 226H250V224H249ZM259 226H258V227H259ZM5 227H6V226H5ZM13 227L10 228V229H13ZM37 227H38V225H37ZM41 227H42V226H41ZM43 227H44V226H43ZM53 227H54V228H53ZM67 227H68V226H67ZM160 227H161V226H160ZM172 227H175V226H172ZM172 227H171V229H172ZM240 227H241V225H240ZM251 227H252V225H251ZM256 227H257V226H256ZM258 227H257V228H258ZM22 228H23V227H22ZM47 228H45V230H43V235H44V231H46ZM50 228H48V229H50ZM135 228L138 230L139 227L137 228V226H136ZM176 228H173V229H176ZM181 228H182V227H181ZM181 228H180V230H181ZM197 228H198V227H197ZM200 228H201V227H200ZM200 228H198V229H200ZM247 228H248V227H247ZM259 228H261V227H259ZM259 228H258V230H259ZM15 229H16V228H14L13 230H15ZM20 229H21V228H20ZM41 229H42V228H41ZM51 229H50V231H52ZM65 229H66V228H65ZM69 229H70V228H69ZM96 229H97V227H96ZM120 229H121V228H120ZM122 229H123V228H122ZM188 229H189V228H188ZM191 229H192V228H191ZM252 229H254V228H252ZM4 230H6V229H3V231H4ZM56 230H57V229H56ZM56 230H54V231L56 232V234H58ZM79 230H80V229H79ZM103 230H101V231H102L103 234H104V231H103ZM108 230H109V229H108ZM137 230H136V232H138ZM202 230H203V229H202ZM244 230H245V229H243V231H244ZM247 230H248V229H247ZM261 230H263V232H264V226H262ZM1 231H2V230H1ZM23 231H24V230H23ZM32 231H33V230H32ZM50 231H49V232H50ZM94 231H96V230H94ZM121 231H122V230H121ZM139 231H140V230H139ZM171 231H173V230H171ZM198 231H201V230H198ZM6 232H7V230L5 231V233H6ZM49 232H48V230L46 231V235H47V236H49V235L51 236V235H52V234H49V235H48ZM63 232H64V230H63ZM63 232H62V233H63ZM67 232H68V231H67ZM91 232H92V231H91ZM97 232H99V231L97 230ZM97 232H96V233H97ZM119 232H120V231H119ZM174 232H175V231H174ZM183 232H184V231H183ZM188 232H189V230H188ZM209 232H210V231H209ZM212 232H214V235H215V231H212ZM216 232H217V231H216ZM255 232H256V235H257L258 233H257V230H256V229H255L254 233H255ZM259 232H260V230H259ZM8 233H9V232H8ZM31 233H32V232H31ZM33 233H34V232H33ZM35 233H36V232H35ZM35 233H34V234H35ZM41 233H42V232H41ZM41 233H40V234H41ZM50 233H54V232H50ZM65 233H66V232H65ZM107 233H108V232H107ZM110 233H111V232H110ZM123 233H124V232H123ZM123 233H122V234H123ZM160 233L163 234V232H160ZM184 233H185V232H184ZM190 233L192 234V232H190ZM190 233H189V234H190ZM195 233H196V232H195ZM203 233H204V232H202V233L200 234V237L203 235ZM205 233H206V232H205ZM241 233H242V232H241ZM246 233H247V232H246ZM261 233H262V232H261ZM261 233H260V234H261ZM2 234H3V233H2ZM2 234H1V236H2ZM56 234H55V235H56ZM59 234H60V232H59ZM66 234H67V233H66ZM101 234H102V233H100V235H101ZM103 234H102V236H103ZM105 234H106V232H105ZM105 234H104V236H106ZM111 234H113V233H111ZM142 234H143V233H142ZM197 234H198V232H197ZM6 235H7V233H6ZM8 235H10V234H8ZM29 235H31V234H29ZM46 235H44V236H46ZM53 235H54V234H53ZM55 235H54V236H55ZM63 235H64V234H63ZM63 235H62V236H63ZM68 235H69V234H68ZM73 235H74V234H73ZM96 235H99V233L96 234ZM107 235H108V234H107ZM124 235H125V234H124ZM157 235H158V234H157ZM159 235H160V234H159ZM159 235H158V236H159ZM176 235H177V234H176ZM176 235H175V236H176ZM179 235H180V233H179ZM181 235H182V232H181ZM186 235H187V234H186ZM195 235H196V234H195ZM210 235H211L212 238L214 237V235H212V233H211V234L209 233V235L206 233L205 235H203V237L205 238V237L209 236V238H210ZM217 235H218V234H217ZM262 235H264V234H262ZM262 235H260L259 237H261ZM58 236L60 237V235H58ZM65 236H66V235H65ZM75 236H76V235H75ZM111 236H112V235H111ZM125 236H126V235H125ZM164 236H165V235H164ZM177 236H178V235H177ZM196 236H197V235H196ZM222 236H221V234H220V235H219V239H220V237H222ZM3 237H4V235H3ZM3 237H2V238H3ZM5 237H7V236H5ZM29 237H31V236H29ZM29 237H28V238H29ZM52 237H53V236H51V238H52ZM94 237H95V236H94ZM121 237H122V236H121ZM160 237L162 238L163 236L160 235ZM178 237H179V236H178ZM188 237H189V240H190V242H191V240L193 239L194 236H193V237H192V236H191V237L188 236ZM215 237H216V236H215ZM234 237H235V238H234ZM236 237H238L239 239L236 238ZM255 237H257V236H255ZM2 238H1V239H2ZM7 238H8V237H7ZM7 238H6V239H7ZM26 238H27V236H26ZM37 238H38V237H37ZM41 238H42V236L39 237V239L37 240V241H39V242H36V239H35V238H34V240H31V241H34V242L32 243V245H33L32 247H36L37 245H39V244H40V241H41ZM43 238H44V237H43ZM46 238L49 239V237H46ZM56 238H57V237H56ZM95 238H96V237H95ZM97 238H100V237H97ZM97 238H96V239H97ZM122 238H123V237H122ZM155 238H156V236H155ZM161 238H160V240H158V241L161 242ZM175 238H177V237H175ZM181 238H182V236H181ZM183 238H184V235H183ZM185 238H186V237H185ZM197 238H199V237H197ZM201 238H202V237H201ZM212 238H210V240H212ZM263 238H264V236H263ZM1 239H0V240H1ZM4 239H5V238H4ZM47 239H43L44 241L42 240L41 242H42V243H44V242H47V243H48L49 240L46 241ZM58 239H59V238H58ZM63 239H65V238H63ZM72 239H73V238H72ZM80 239H81V238H80ZM150 239H151V238H150ZM178 239H179V238H178ZM194 239H195V238H194ZM207 239H208V237H207ZM215 239H217V237H216ZM219 239H218V240H219ZM252 239L254 240V238H252ZM256 239H257V238H256ZM256 239H255V240H256ZM261 239H262V238H261ZM60 240H61V239H60ZM88 240H89V238H88ZM97 240H98V239H97ZM100 240H102V239H100ZM138 240H139V239H138ZM141 240H142V239H141ZM147 240H148V239H147ZM151 240H152V239H151ZM153 240H156V239L153 238ZM175 240H176V239H175ZM184 240H185V239H184ZM200 240H201V239H200ZM205 240H206V239H205ZM205 240H204V242L202 241V242H203L202 245L205 244L207 247L210 246V248L207 249V252H209L211 249H215V250L218 252V250H217L216 248H214L213 246H212L213 248L211 247V243H210V241H208V243H210L209 246H208V244L205 243ZM242 240H243V239H242ZM253 240H252V241H253ZM2 241H4V240H2ZM23 241H24V240H23ZM23 241H22V242H23ZM82 241H84V240H82ZM93 241H94V240H93ZM122 241H123V240H122ZM134 241H135V240H134ZM143 241H145V240H143ZM149 241H150V240H149ZM163 241H164V237H163ZM179 241L182 242L181 240H179ZM186 241H187V240H186ZM193 241H194V240H193ZM213 241H214V240H213ZM221 241H222V242L224 241L223 238H222ZM225 241H226V240H225ZM247 241H248V240H247ZM247 241H246V243H248ZM261 241H263V240H259V238H258V241H256V242H251V243H249V244H245V245H242V246H244L243 248H244L246 251H247L248 249H251V248H253L254 250H255V249L257 250V248L260 249L259 247H262V248H261V249H262V251H261L262 253H261L260 264H264V242H261ZM27 242H28V241H27ZM35 242H36V243H35ZM85 242H86V241H85ZM119 242H120V241H119ZM137 242H138V241H137ZM140 242H142V241H140ZM175 242H176V241H175ZM194 242H196V241H194ZM198 242H199V240H198ZM215 242H216V241H215ZM229 242H231V240H230ZM234 242H235V241H234ZM234 242H232L231 245L234 244ZM243 242H245V241H243ZM42 243L40 244L41 246H42ZM50 243H51V242H49V244H50ZM88 243H89V241H87V244H88ZM131 243H132V242H131ZM131 243H130V244H131ZM146 243H147V242H146ZM153 243H154V242H153ZM153 243H152V244H153ZM185 243H188V242H185ZM199 243H201V242H199ZM199 243L196 242L197 245H196L195 243H193V244L196 245V248L199 247V248L202 249V246H198ZM217 243H218V241H217ZM236 243H237V242H236ZM17 244H18V243H17ZM24 244H25V243H24ZM24 244H23V245H24ZM44 244H45V243H44ZM85 244H86V243H85ZM136 244H137V245H136ZM136 244H135L136 246H139V242L136 243ZM149 244L152 245L151 243H147V245L144 246V247H145V248L147 247V249L150 248L151 246H149ZM176 244H178V243L176 242ZM176 244H175V245H176ZM182 244H183V243H182ZM221 244H222V243H221ZM221 244H220V245H221ZM225 244H227V242H226ZM225 244H224V245H225ZM242 244H243V243H242ZM20 245H21V243H20ZM40 245H39V246H40ZM194 245H192V244L190 243V244L187 245V246H190V248H192V246H194ZM220 245H218L219 248H221ZM227 245H228V244H227ZM0 246H1V245H0ZM21 246H22V245H21ZM28 246H29V244H28ZM28 246L26 245L27 248H28ZM39 246H38V247H39ZM41 246H40V248H38V247H37V248L40 250V249L43 247V246H42V247H41ZM65 246H66V245H65ZM87 246H88V245H87ZM90 246H91V245L89 244L88 248H89ZM125 246H126V245H125ZM131 246H132V245H131ZM131 246H130V247H131ZM140 246H141V244H140ZM215 246H217V244H216ZM228 246H229V245H228ZM233 246H234V245H233ZM233 246L231 247L232 250H234V249H233ZM5 247H6V246H5ZM67 247H68V246H67ZM176 247H177V246H176ZM203 247H204V246H203ZM63 248H64V247H63ZM70 248H71V247H70ZM72 248H73V247H72ZM72 248H71V249H72ZM86 248H87V247H86ZM125 248H127V246H126ZM134 248H135V247H133V248L131 247V249H129V252H128V255H129V256L127 255L128 258H131V259H132V257H134V256L139 252V250L137 249L138 247H136V250H138L137 253H136V250H133ZM151 248H153V247H151ZM180 248H181V247H180ZM182 248H183V247H182ZM199 248H197V249H199ZM222 248H223V247H222ZM225 248H226V247H225ZM6 249H7V248H6ZM25 249H26V248H25ZM60 249H61V248H60ZM74 249H75V248H74ZM140 249H141V247H140ZM147 249H146V250H147ZM205 249H206V248H205ZM229 249H230V248H229ZM244 249H243V251H244ZM33 250H35V249H33ZM61 250H62V249H61ZM68 250H69V249H68ZM85 250H86V249H85ZM144 250H145V249H144ZM203 250H204V249H203ZM236 250H237V249H236ZM256 250H255L254 254L257 252ZM24 251H25V250H24ZM31 251H32V250H31ZM31 251H30V253H31ZM64 251H65V250H64ZM74 251H75V250H74ZM86 251H87V250H86ZM141 251H142V250H141ZM181 251H183V250H181ZM189 251H190V250H188V252H189ZM193 251H198V250H195V248H194ZM201 251H202V250H201ZM212 251H213V250H212ZM234 251H235V250H234ZM237 251H238V250H237ZM246 251H244L245 254L248 253V251H247V252H246ZM251 251H252V250H251ZM88 252H89V251H88ZM109 252H111V251H109ZM149 252H150V251H149ZM179 252H180V251H179ZM185 252H186V251H185ZM203 252H204V251H203ZM213 252H214V251H213ZM217 252H215V253H217ZM241 252H242V250H241ZM241 252H240V253H241ZM244 252H243V254H244ZM59 253H60V252H59ZM67 253H68V252H67ZM71 253H72V252H71ZM71 253H70V250H69V253H68V254L71 255ZM76 253L78 254V252H76ZM80 253H81V252H80ZM80 253H79V255H81ZM83 253H84V252H83ZM89 253H90V252H89ZM92 253H93V252H92ZM192 253H193V252H192ZM195 253H197V252H195ZM210 253H212V252H210ZM210 253H208V254H210ZM234 253H236V252H234ZM237 253H238V252H237ZM258 253H259V255H260V252H259V251L257 252V254H258ZM24 254H25V253H24ZM64 254H66V253H64ZM77 254H76V255H77ZM87 254H88V253H87ZM90 254H91V253H90ZM138 254H139V253H138ZM138 254H137V257H138ZM182 254H183V253H182ZM188 254H189V253H188ZM212 254H214V253H212ZM21 255H22V254H21ZM79 255H78V256H79ZM139 255H140V254H139ZM194 255H195V254H194ZM206 255H207V254H206ZM259 255H256L257 258H258ZM180 256H181V255H180ZM182 256H184V255H182ZM188 256H189V255H188ZM210 256H211V255H210ZM235 256H237V255H235ZM239 256H240V255H239ZM249 256H250V255H249ZM18 257H19V256H18ZM21 257H22V256H21ZM63 257H64V256H63ZM72 257H73V255H72ZM109 257H110V256H109ZM109 257H106V258L110 259ZM137 257H136V258H137ZM189 257H190V256H189ZM211 257H212V256H211ZM246 257H247V255H246ZM73 258H74V257H73ZM76 258H77V257H75V259H76ZM79 258H80V257H79ZM212 258H213V257H212ZM251 258H252V257H251ZM253 258H255V257H253ZM14 259H16V258H14ZM18 259H20V258H18ZM18 259H17V260H18ZM67 259L69 260V257H68ZM70 259H71L72 261H74V259H72L71 257H70ZM108 259H107V260H108ZM112 259H113V258H112ZM114 259H115V258H114ZM133 259H135V257H134ZM182 259H184V258L182 257L180 260H182ZM187 259H188V258H187ZM259 259H260V256H259ZM259 259H257V261H258ZM58 260H59V259H58ZM62 260H64V259H62ZM65 260H66V259H65ZM180 260H178V262H179ZM209 260H210V257H209ZM19 261H20V260H19ZM25 261H26V260H25ZM60 261H61V260H60ZM77 261H79V260H77ZM103 261H104V260H103ZM103 261H100V262H103ZM128 261H129V260H128ZM138 261H139V260H138ZM188 261H189V260H188ZM188 261H187V262H188ZM66 262H67V261H66ZM105 262H106V261H105ZM158 262H159V261H158ZM173 262H174V261H173ZM176 262H177V261H176ZM176 262H175V264H176ZM178 262H177V264H179ZM53 263H56V262H53ZM109 263H110V262H109ZM122 263H123V261H122ZM129 263H130V262H129ZM140 263H141V262H140ZM170 263H171V261H169V264H170ZM256 263H257V262H256ZM256 263H255V264H256ZM102 264H104V263H102ZM107 264H108V263H107ZM117 264H118V263H117ZM137 264H138V263H137ZM159 264H162V263H159ZM166 264H168V263H166ZM180 264H181V262H180ZM244 264H246V263H244ZM250 264H253V263H250ZM258 264H259V262H258Z\"/></svg>","mask_w":264,"mask_h":264}]
</instances>
